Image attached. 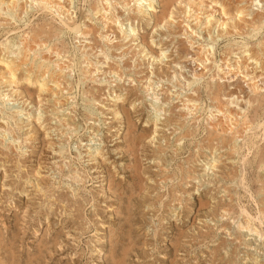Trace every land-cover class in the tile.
Listing matches in <instances>:
<instances>
[{
  "label": "rangeland",
  "instance_id": "374dc122",
  "mask_svg": "<svg viewBox=\"0 0 264 264\" xmlns=\"http://www.w3.org/2000/svg\"><path fill=\"white\" fill-rule=\"evenodd\" d=\"M63 1V0H62ZM61 1V2H62ZM96 0H73L72 4L70 6H68L67 8L69 9V12H71L73 10V18L74 19H79L80 17H84L83 21L86 23H95L94 19H90L92 16L89 15V12L87 13V9L91 8V5L95 3ZM164 1L167 0H158L159 4H156L154 6V19L156 17H158L161 13L162 10V3ZM183 1V2H182ZM176 0V3H174L173 7L170 8V10L173 8V12H177L176 14L174 13V17H175V25L174 26H165L166 30L164 27L161 28L158 31V34L155 36V39L157 40L156 42L162 44L163 49L166 48V50L168 49L169 52L166 51V53L168 54V60H167V65L163 64L162 65V70L161 71L158 65H151L150 61L148 63L147 58H145L143 60L141 52L139 51L140 48L138 47V45H132L131 42H128V40H123L124 46L121 47L123 49V51L125 52L124 54V59L122 61V68L125 69L124 72L126 71L127 76L130 75V78L133 79V83H138L139 79L140 80H144L143 78L145 77V75L150 74V68H152V72L155 73L154 75V80L156 79L157 76H162L165 77L166 75H168L170 73V70L173 69L174 65L173 62H175V64L177 63L178 67H176L177 72H179L182 77H178V79H176V81L174 82L177 86H175V84L173 83L172 85L167 83L166 81H163L164 83H160L161 84V88L159 91L160 93V97L163 96L161 99L166 103L167 107L166 110V114L165 116H162L163 118H167V117H171L172 120V124L169 126H165V130L164 132L166 133H162L161 135V141L160 142H149L148 139L146 138L144 140L141 141H136V145L133 146L134 151H127L128 145L127 142L125 141L126 136L124 135L126 130L124 128H127V119L123 116L118 117V115L112 113L113 112V103L112 101H109V96L107 93V88H108V84L110 85V91H113V94L115 93V91L117 93H122L125 94L126 91L128 90V96L125 100L124 107L129 110V111H134L129 112V117L131 118V124H134V126H131L132 130L135 131L133 132V135L131 134V136H137L139 134L142 133L143 129L147 128L144 124H145V120L147 119L146 115L148 116V112L146 110V106L145 103L143 104H137L139 103V91H137L136 87H128L126 86L128 84V81H130V79L126 76V74H122V79L126 82H122L123 80H121L120 83H116L113 82V79L111 78H105V80L101 79L99 80L98 77H92V74H83V71H85V69H87V67H85L86 64V60L88 61L90 59L91 63L93 59V56L95 54H93V52L96 49H100V47L102 48V43L99 42V37H98V33L95 34V37L97 38V43L100 44V46L98 47H94V51L91 50V45L92 43H94L95 40H93V37L91 36H87L88 38H86V40L80 39L81 41H77V39L74 40L73 38V34L67 33L66 31H64V33H61L60 36H52L51 38L47 42V44H58V46H62L63 49L69 52V57L68 59L70 60V65L71 70L70 69H65L64 72L66 75H69V78L67 80V83H69V85L65 82L64 86L65 89H63V96L61 97V104H57L56 103V109L60 110L59 114H63L65 116L64 119L60 122H56L55 123V116H53V114L49 111L52 108V104H50V102L48 103L46 99L49 98V96H46L41 102V103H37V101L40 99L37 97V92L35 90L34 86L31 85H27L30 93L32 94V98H33V103H30L27 105V103L29 102L26 101V97H23V94L18 95L16 93H12L9 91V89L6 87L5 84H1L0 83V116H1V120H0V124L4 125L5 123L2 121H6L8 124V128H6V126L4 128H0V149H2V151H6L8 153H12L11 155H13L14 159L13 161H11L8 165L13 166L11 168L12 172L11 174L9 173V176L7 177V179H4L3 177V170L5 169V167H1L0 170V186L2 187V191L0 189V232L1 234V238L4 241H0V246H3L4 244H8L5 247V250H0V264H7L8 262L12 263L15 258L16 262H13L12 264H48V260H50L49 264H113L112 259L110 258V247H108V245L110 246V242H116L118 243V245H116V243H114V246L116 247L114 252H115V260H119L120 264H223L225 261V264H264V241L262 239H259V236H254L251 240L252 244L251 245H246L244 244V242H241L243 240L242 237L238 234V231L235 229H232V218H234L238 213L237 210V205H243V207L248 211L249 208L251 212H249L251 215L255 216L257 215L256 211H257V206H255L256 202L254 201L255 199H257V196H262L264 197V190H263V185H264V180L262 179V177H259V179L257 180V173H258V169L260 164L262 163V160H264V153H262V151L264 150V142H259L261 143V145L258 148H251L252 151H254L255 153H253L251 150V153H249L248 156V161L245 165V173L244 177H245V181L247 182V186L250 188L249 191L244 192V189H240L238 192L236 191V193H234L233 191L235 190V186H234V181L236 179V174L237 171L239 169V160L240 157L246 152L247 153V147H242V149L238 150L236 153L234 152H229L227 149L229 148L228 146L224 148L220 147L221 144H218L216 140V138H213L210 140V142L208 141V131L209 129H211L210 124L212 122L209 123V121L207 122L206 125V108L209 105H212L213 101H211L210 99V95L209 93H211V89L208 88L209 86H211L212 84L210 83L209 86L207 87V80L206 77H202L199 80H197V83H192L190 82L189 85L186 86V84L183 83V78L187 79V77H189L190 71L192 72L194 70V68L196 67L198 68V65L195 64L197 61L191 58H181L180 61L178 59V56L181 54V50H185L186 52L189 53V56L192 55L194 56V50L191 49L192 47L189 46L190 44H188V42L186 41L187 38L185 37V35H182L184 27L186 26V23L188 25H190L192 28L195 29V23H194V17L197 15L198 20H200V24L199 26H196V29L192 32L189 33L191 36H193L192 38L196 39L197 42L199 40V42H201L204 38V36H206V31H204V22L205 19L204 16L207 15L208 13L202 14V12L204 11V9L200 10L198 7L194 6L193 4L191 5V11L189 12V15L185 18V14H186V10L187 7L185 6V2L186 0ZM198 1V0H196ZM205 3H209V0H203ZM221 1H229L231 5V12L234 13V7L235 4L238 0H221ZM231 1L233 2L231 4ZM236 1V2H235ZM243 1V0H242ZM247 1V2H246ZM180 2H182L183 4H181ZM87 3V4H86ZM228 3V2H227ZM235 3V4H234ZM80 4V5H79ZM178 7H177V5ZM234 4V6H233ZM250 4V0H244L242 5L246 6ZM2 5V4H1ZM0 5V6H1ZM78 7H77V6ZM182 5V6H181ZM249 6V5H248ZM247 6V7H248ZM71 7V8H70ZM74 7V8H73ZM80 8V9H79ZM182 8L185 9V11H182ZM79 9V10H78ZM83 9L85 11H83ZM176 9H178L176 11ZM181 10V11H180ZM198 10V11H197ZM263 10H264V4H263ZM262 10V11H263ZM196 11V13H195ZM201 11V12H200ZM261 11V12H262ZM20 8H18L17 13L19 14V19L16 18L17 21H11V24L6 25L5 23V18L4 16L0 15V36L5 35V30L7 29H15L14 32H11V34L9 35L8 38H10L13 41H18V39H21V34L22 32H20L22 29L25 28H29V30L31 28L34 27L37 28L38 25H44L46 26V28L48 27H52L51 24H53V26L57 27V28H63L62 24L60 23L59 17L55 16L57 14H46L42 11H32V13H21L20 14ZM80 12V13H79ZM255 12V14L253 13ZM35 13V14H33ZM83 13V14H82ZM201 13V15H199ZM217 13H215V18H220L222 16V14H219L217 16ZM251 13V12H250ZM258 12L256 11H252V14H250V17L255 16ZM29 14V15H28ZM46 14V16L44 17V15ZM69 14V13H68ZM77 14V15H76ZM184 14V15H183ZM254 14V15H253ZM22 15V16H21ZM32 15V18H30ZM43 17H41V16ZM50 17H49V16ZM66 14H64L62 17V19L64 18V20L66 21ZM88 15V16H87ZM182 15V16H181ZM194 15V16H193ZM253 15V16H252ZM2 16V17H1ZM33 16H35L33 18ZM41 18H39V17ZM178 16V17H177ZM181 16V17H180ZM193 18H192V17ZM217 16V17H216ZM21 17V18H20ZM61 17V16H60ZM200 17V19H199ZM25 18V19H23ZM30 18V19H29ZM86 18V19H85ZM93 18V17H92ZM177 18V19H176ZM180 18H182V20H180ZM188 18V19H187ZM211 20L212 25H211V29L214 28V32L220 33L221 34V27H217L216 25L218 24V22L216 21V19ZM249 15L247 17H244V19L249 20ZM23 19V20H22ZM36 19V20H35ZM46 21H45V20ZM56 19V20H55ZM82 19V18H81ZM88 19H90L88 21ZM185 19V20H184ZM22 20V21H21ZM30 20V22H28ZM41 20H43L41 22ZM56 22H55V21ZM135 20V22H134ZM178 20V22L176 21ZM189 20V21H188ZM194 20V21H193ZM3 21V23L1 24V22ZM8 21V20H7ZM34 21V22H33ZM52 21V22H51ZM59 21V22H58ZM91 21V22H90ZM141 21V22H139ZM145 21V22H144ZM184 21H186L184 23ZM14 22V23H12ZM17 22V23H16ZM22 22V23H21ZM24 23H28L26 27H24ZM133 24L137 23L138 26V32L139 35L145 37V41H150L149 38L151 36V32L153 30L152 24L154 22V20L150 23L148 22L147 19H132ZM143 22V23H142ZM180 22V23H179ZM7 23H10V21H8ZM20 23V24H19ZM43 23V24H40ZM190 23V24H189ZM31 24V25H30ZM33 24V26H32ZM37 24V25H36ZM47 24V25H46ZM98 21L93 24L98 28V32H100V24H98ZM177 24V25H176ZM264 24V23H263ZM5 25V26H3ZM35 25V26H34ZM57 25V26H56ZM145 25V26H144ZM178 25L180 27H178ZM14 26V28H13ZM20 26V28L18 29L17 27ZM23 28H22V27ZM60 26V27H59ZM62 26V27H61ZM142 26V27H141ZM152 28H151V27ZM176 26V27H175ZM216 26V27H214ZM149 27V28H148ZM200 27V28H199ZM28 28L25 30V32H28ZM54 28V27H53ZM141 28V29H140ZM143 28V29H142ZM181 28V30H180ZM183 28V29H182ZM202 28V29H201ZM228 30H232L231 28L227 27ZM56 29V28H55ZM64 29V28H63ZM147 29V30H146ZM150 32H149V30ZM201 29V30H200ZM223 30H225L224 28H222ZM263 29H264V25H263ZM262 29V30H263ZM171 30V31H170ZM180 30V31H179ZM4 31V32H3ZM167 31H169L167 33ZM187 31H189L187 29ZM213 31V30H212ZM220 31V32H219ZM264 31V30H263ZM2 32V33H1ZM57 32V31H56ZM141 32V33H140ZM173 32V33H172ZM200 33V35L198 36L195 33ZM203 32V34H202ZM231 32L234 33V31L232 30ZM13 33V34H12ZM143 33V34H142ZM148 33V34H147ZM160 33V34H159ZM178 33V34H177ZM146 34V35H145ZM148 35V36H147ZM169 35V36H168ZM178 35V36H177ZM180 35V36H179ZM182 35V36H181ZM202 35V36H201ZM261 33H258L256 36L253 37V39L251 38H246L244 36V38L239 37L238 34L235 35H224V36H218L217 39V43L215 45V52L214 55L219 58V57H223L221 55H224L225 52V48H227L228 46H230V43L232 44L233 41H243L246 40L249 41L248 43L250 44V46L252 48H254L257 44V40H259V38ZM172 36L174 38H172ZM198 36V37H196ZM226 36V37H225ZM235 36V37H234ZM5 37V36H3ZM0 37V40L3 38ZM176 37V38H175ZM179 37V38H178ZM202 39H201V38ZM228 37V39H227ZM233 37V38H231ZM257 37V38H256ZM16 38V39H15ZM90 38V39H89ZM148 38V39H147ZM178 38V39H177ZM198 38V39H197ZM239 38V39H238ZM246 38V39H245ZM59 39V40H58ZM161 39V40H160ZM173 39V40H172ZM182 39V40H181ZM224 43H222V40ZM243 39V40H242ZM253 41L251 43V41ZM52 40H55L52 41ZM120 40V39H119ZM176 40H180V41H176ZM184 40V41H183ZM229 40V41H228ZM121 41V40H120ZM63 42V43H62ZM79 42V43H78ZM92 42V43H91ZM96 42V41H95ZM127 42V43H125ZM172 42V43H170ZM179 42V43H178ZM183 44H181V43ZM186 42V43H185ZM203 42V41H202ZM227 42V43H226ZM230 42V43H229ZM68 43V44H67ZM89 43V45H88ZM122 43V42H121ZM166 43V44H165ZM219 43V44H218ZM63 44V45H62ZM181 46H180V45ZM186 44V46H185ZM254 44V45H253ZM228 45V46H226ZM86 46V48L84 47ZM88 46V47H87ZM95 46V45H94ZM168 46V47H167ZM184 47V48H180V47ZM196 46V45H194ZM226 46V47H225ZM125 47V48H124ZM170 47V48H169ZM189 47V48H188ZM232 47V46H231ZM158 50V46H154V49ZM180 48V50H179ZM186 48V49H185ZM188 48V49H187ZM220 48V49H219ZM223 48V49H221ZM234 48V47H233ZM43 50V52H46V49L44 50V48H41ZM84 49V50H83ZM88 49V50H87ZM104 49V47L102 48ZM139 49V50H138ZM176 49H178L179 51L177 52ZM190 49V50H189ZM41 50V51H42ZM86 50V51H85ZM193 50V51H192ZM83 51V52H82ZM85 51V53H84ZM89 51V52H87ZM222 51V52H221ZM14 52H17L16 50ZM81 52L83 54H81ZM113 55L114 56H118V52L113 50ZM127 52V53H126ZM171 52V53H170ZM180 52V54H178ZM193 53V54H191ZM223 53V54H222ZM67 54V53H66ZM73 54V55H72ZM172 54V55H171ZM177 54V55H176ZM220 54V55H219ZM48 55V54H47ZM53 54H51L52 59ZM71 55V56H70ZM84 55H86V59L85 61L83 60ZM92 57H91V56ZM182 55V54H181ZM29 57H31L32 59V55H28ZM133 56V57H132ZM88 57V58H87ZM96 57V55H95ZM99 57V56H98ZM33 58H37V55H35ZM170 58V60H169ZM172 58H175L172 59ZM195 58V57H192ZM101 59V58H100ZM187 59H191V60H187ZM75 60V61H74ZM81 60V61H80ZM177 60V61H176ZM80 61V63H79ZM171 61V62H170ZM73 62V63H71ZM85 64H84V63ZM170 62V63H169ZM179 62V63H178ZM181 62L184 63V66ZM186 62V63H185ZM193 62V63H192ZM261 62H263V60H261ZM75 63V64H74ZM79 63V65L77 64ZM83 63V64H82ZM192 63V64H191ZM198 63V62H197ZM65 64H68V62L66 61ZM124 64V65H123ZM128 64V65H127ZM147 64V65H146ZM149 64L151 66H149ZM170 64V65H169ZM75 65V66H74ZM127 65V66H126ZM181 65V66H179ZM191 65V66H190ZM262 65V63H261ZM165 66V68L163 69V67ZM169 66H171L170 70H169ZM184 66V67H183ZM190 66V67H189ZM194 66V67H192ZM83 67V68H82ZM90 67V64L89 66ZM156 67V69H155ZM159 67V68H158ZM167 67V68H166ZM182 67V68H181ZM193 69H192V68ZM23 68H26V66H24ZM181 68V69H180ZM73 69V70H72ZM81 69V71H80ZM84 69V70H83ZM167 69V70H166ZM192 69V70H191ZM262 71H261V70ZM158 70V71H157ZM180 70V71H179ZM249 70V69H248ZM260 70V72H264V66L260 67L259 69H256L255 71L258 73ZM156 71V72H155ZM167 71L166 73H163ZM172 71V70H171ZM198 71V70H197ZM250 71V70H249ZM139 72V73H137ZM160 72V73H158ZM190 72V73H191ZM254 72V70H253ZM72 73V74H71ZM134 73V74H133ZM136 73V74H135ZM147 73V74H146ZM162 73V75H161ZM72 75V77H71ZM89 75V76H88ZM105 74H103L102 76L104 77ZM144 75V76H143ZM186 75V76H184ZM188 75V76H187ZM84 76H86L84 78ZM135 76V77H134ZM101 77V76H100ZM99 77V78H100ZM137 77V78H136ZM95 81L93 82L92 81ZM108 79V80H107ZM127 79V80H126ZM137 79V80H136ZM189 79V78H188ZM204 79V80H203ZM259 79V80H258ZM99 80V81H98ZM243 79H240L239 82L241 85H243L242 87H244L246 89V85L244 82H242ZM256 84L259 86H262L263 84V79L261 77V79L258 77ZM97 81V82H96ZM105 83H103V82ZM110 81V83L108 82ZM178 81V82H177ZM180 81V82H179ZM200 81V82H199ZM205 81V82H204ZM216 84H221L217 83L218 80H215ZM259 81V82H258ZM262 81V82H261ZM126 83V84H125ZM200 83V84H199ZM205 84V87L202 85ZM167 84V85H166ZM184 84V85H183ZM72 85V86H71ZM74 85V86H73ZM117 85V86H115ZM195 85V86H194ZM197 85V86H196ZM202 85L204 87V89H202L203 87L200 86ZM24 86V82L20 81V83H18V88L17 89H22ZM63 85H61L62 87ZM112 86V87H111ZM175 86V87H173ZM183 86H186V88H184ZM192 86V87H191ZM102 87V88H101ZM128 87V89H127ZM190 87V88H189ZM195 87H197V90ZM6 88V89H5ZM68 88V89H67ZM112 88V89H111ZM118 88V89H117ZM134 88V89H133ZM169 88V89H168ZM187 88H189L187 90ZM206 88V89H205ZM34 89V90H33ZM88 89H90V91H88ZM102 89V90H101ZM132 89V90H131ZM183 89V90H182ZM193 89V90H192ZM210 89V90H207ZM3 90V91H2ZM5 90V91H4ZM7 90V91H6ZM68 90V91H66ZM97 90V91H96ZM119 90V91H118ZM164 90V91H163ZM169 90V91H168ZM34 91V92H33ZM84 91V92H83ZM103 91V92H102ZM166 91V92H165ZM173 91V92H172ZM5 92V93H4ZM86 92H89L88 94ZM99 92V93H98ZM132 92V93H131ZM192 92L198 96H202V97H198V101H199V106L201 107L202 110L200 112H198V114L196 113L195 115L198 116L199 118V123L198 122H193V119H189L188 123H187V119H185L184 117H180L177 114H180V112H178V108L181 104V101L186 97V96H193ZM197 92V93H196ZM199 92V93H198ZM202 92V93H201ZM10 93V94H9ZM35 93V94H34ZM67 95H66V94ZM103 93V94H102ZM136 93V94H135ZM191 93V94H189ZM207 93V95H206ZM262 93V92H261ZM4 94V95H3ZM70 94V95H69ZM6 95V96H5ZM17 95V96H16ZM92 95V97H91ZM96 95V96H95ZM131 97H130V96ZM136 95V96H135ZM209 95V96H208ZM2 96V97H1ZM55 95H51L49 100L53 99ZM68 96V97H67ZM107 96V97H106ZM138 96V97H137ZM184 96V97H183ZM22 97V98H21ZM52 97V98H51ZM60 97V96H59ZM58 97V98H59ZM96 99H95V98ZM166 97V98H164ZM195 97V96H194ZM71 98V99H70ZM90 98V100H89ZM92 98V99H91ZM136 98V99H135ZM201 98V99H200ZM94 99V100H93ZM133 99L135 101H133ZM169 99V100H168ZM180 99V100H179ZM200 99V100H199ZM210 99V100H209ZM95 100L97 102H95ZM103 100V101H102ZM130 100V101H129ZM137 100V101H136ZM25 101V102H24ZM58 101V100H57ZM65 101V102H64ZM133 101V102H132ZM180 101V102H179ZM197 101V102H198ZM92 102V103H91ZM111 102V103H110ZM137 102V103H136ZM203 102V103H202ZM48 103V104H47ZM103 103H105L104 105H102ZM108 103V104H107ZM131 103V104H130ZM133 103L135 104V107L132 108L131 105ZM35 104V105H34ZM66 104V105H65ZM112 104V105H111ZM130 104V105H128ZM206 104V105H205ZM41 105V107H39ZM48 105L49 108L48 109ZM72 105V106H71ZM109 105V106H108ZM138 105V106H137ZM144 105V106H143ZM202 105V106H201ZM34 106V107H33ZM43 106V107H42ZM60 106V108L58 107ZM63 106V107H62ZM113 106V107H112ZM178 106V107H176ZM204 106V108H203ZM207 106V107H206ZM26 109H25V108ZM36 107V108H35ZM55 108V106H53ZM112 109H111V108ZM40 108V109H39ZM43 108V109H42ZM107 108V109H106ZM110 111H109V109ZM137 108V109H136ZM171 110H170V109ZM255 108V104L254 107ZM252 107L251 110H249V116H251L253 119H260L264 118V104L262 107L257 108V113L256 111L254 112ZM42 109V111H41ZM54 110V112H56L57 110ZM64 109V110H63ZM176 109V111H175ZM263 109V110H261ZM102 110V111H101ZM261 110V111H259ZM20 111V112H19ZM31 114H30V112ZM41 111V112H40ZM49 111V112H47ZM69 111V112H68ZM173 111V112H172ZM175 111V112H174ZM251 111V114H250ZM254 113H253V112ZM263 111V112H262ZM202 112V113H201ZM29 113V114H28ZM41 114L40 116V122L42 121V124L39 125L37 122L35 123V128L36 129H31V123L30 121L32 120V118L34 117L33 121L35 122V117L38 114ZM46 113V114H44ZM137 113V114H136ZM168 113V114H167ZM12 114V115H10ZM170 114V115H169ZM176 114V115H175ZM201 114V115H200ZM204 116H203V115ZM254 114V115H253ZM9 115V116H8ZM49 115V116H48ZM70 115L71 120L73 122V124H70V128H68L69 125H67V117ZM169 115V116H168ZM262 115V116H261ZM13 116V117H12ZM16 116V117H15ZM29 116V117H28ZM67 116V117H66ZM137 116V118H136ZM197 116H192V117H197ZM256 116V117H255ZM5 117V118H4ZM86 117V118H85ZM112 117V118H111ZM139 117V118H138ZM255 117V118H254ZM28 118V119H27ZM89 118V119H88ZM184 118V119H183ZM3 119V120H2ZM5 119V120H4ZM17 119V120H16ZM46 119V121H45ZM115 119V121H113ZM120 119V120H119ZM122 119V120H121ZM140 119V120H138ZM178 119V120H177ZM255 119V120H256ZM8 120V121H7ZM48 120V121H47ZM117 120V121H116ZM180 120V121H179ZM186 120V121H185ZM201 120V121H200ZM264 120V119H262ZM15 121V122H13ZM65 121V122H64ZM111 121V122H110ZM123 121V122H122ZM116 122V123H115ZM134 122V123H133ZM192 123V125H190V123ZM18 125H16V124ZM55 123V124H54ZM62 123H64V126L62 125ZM195 123V124H194ZM20 124V125H19ZM50 124V125H49ZM56 126H54V125ZM110 126H107V125ZM117 124V125H116ZM121 124V125H120ZM186 124V125H185ZM199 124V125H198ZM6 125V124H5ZM46 125V129L43 128V126ZM54 127H52V126ZM75 125V127H74ZM94 125V126H93ZM136 125V126H135ZM185 129H184V127ZM202 125V126H201ZM22 126V127H21ZM107 126V127H106ZM118 126V127H117ZM193 126V127H192ZM48 127V128H47ZM51 127V128H50ZM92 127V128H90ZM99 127V128H98ZM122 129H121V128ZM168 127V128H166ZM50 128V129H49ZM57 128V129H56ZM75 128V131H72L71 129ZM108 128V129H107ZM179 128V129H178ZM205 128V129H203ZM17 129V130H16ZM53 129V130H52ZM59 129V130H58ZM148 129V128H147ZM174 131H173V130ZM31 130V131H30ZM53 131L50 133V142L52 143V145L48 144L49 142L46 141L47 138H45V133L46 131ZM96 130V131H95ZM109 130V131H108ZM120 130V131H119ZM172 130V131H171ZM180 130V131H179ZM191 130V131H189ZM25 131V132H24ZM71 131V132H70ZM107 131V132H105ZM118 133H117V132ZM185 131H189V134H191V136H184L186 138H180V135H182L183 132ZM21 132V133H20ZM32 134H30V133ZM170 132V133H169ZM173 132V133H172ZM177 132H179L177 134ZM191 132V133H190ZM201 132V133H200ZM37 133V134H36ZM58 133V134H57ZM168 133V134H167ZM197 133V134H196ZM223 133V132H221ZM4 134V135H3ZM24 134V135H23ZM70 134L72 136H70ZM170 134V135H169ZM201 134V135H200ZM204 134V135H203ZM206 134V135H205ZM22 137H21V136ZM30 135H34L35 136V140H31V139H27ZM52 135V136H51ZM57 135V137H55ZM69 135V137H68ZM122 135V136H121ZM164 135V136H163ZM175 135V136H174ZM196 137H195V136ZM223 135H225V137H229L228 132L223 133ZM227 135V136H226ZM40 136V137H39ZM44 136V137H43ZM167 136V137H166ZM18 137V138H17ZM62 137V138H61ZM104 137V138H103ZM118 137V138H116ZM164 137V138H163ZM206 137V138H204ZM16 138V139H15ZM53 138V139H52ZM57 138V139H56ZM64 138V139H63ZM67 138V139H66ZM69 138V139H68ZM202 138V139H200ZM204 138V139H203ZM3 139V140H2ZM56 139V140H55ZM62 139V141H60ZM123 139V140H122ZM166 139V140H165ZM169 139V140H167ZM178 141H176V140ZM38 140V141H36ZM43 140V141H42ZM55 140V141H54ZM64 140V141H63ZM80 140H82V144H79ZM86 140L88 141L86 144L87 146L83 147L82 145L85 144ZM172 140H174L172 142ZM204 143H202L201 141ZM2 141L3 144L2 145ZM23 141V142H22ZM163 141V143H162ZM177 143H176V142ZM261 141V140H260ZM264 141V140H262ZM40 142V143H39ZM44 142V144H43ZM54 142V143H53ZM57 142V144H55ZM125 142V143H124ZM164 142L166 143L165 146L163 145ZM212 142V143H211ZM8 143V144H7ZM11 143V144H10ZM21 143V144H20ZM33 143V144H32ZM146 143V144H144ZM152 143V144H150ZM158 143V144H156ZM162 143V144H161ZM173 143V144H172ZM202 143V144H201ZM211 143V144H210ZM239 143V142H238ZM60 144V145H59ZM61 144H63V154L60 153V147ZM140 144V146L138 147V145ZM142 144V145H141ZM155 144V145H153ZM161 144V146H160ZM168 144V145H167ZM178 147H176V145ZM180 146H179V145ZM200 144V145H199ZM210 144V145H209ZM213 144H215V146H212ZM218 146H217V145ZM241 144V142H240ZM10 145V146H9ZM37 145V146H36ZM43 145V147L41 146ZM119 145V146H118ZM127 145V146H126ZM159 145V146H158ZM172 147H171V146ZM182 145L184 146V149L182 147ZM205 145H207V148H204ZM250 145V144H249ZM4 146V147H3ZM6 146V147H5ZM9 146V148L7 147ZM20 146V148H19ZM46 146V147H44ZM48 146H51L48 148ZM53 146V149H52ZM100 146V147H99ZM123 146V147H122ZM125 146V147H124ZM137 148H136V147ZM142 146V147H141ZM167 146V147H166ZM175 148H174V147ZM201 146V147H200ZM263 149H262V147ZM22 147V148H21ZM33 147V148H32ZM67 147V148H66ZM98 147V149H100V154H102V158L99 156V161L103 159L102 162H100V164H97L96 162H94L93 160H91V155H89V153H93L95 151H98L96 148ZM102 147V148H101ZM121 147V148H120ZM160 149L157 152V148ZM214 149H213V148ZM218 147V148H217ZM8 148V149H6ZM53 150H51V149ZM86 148V149H85ZM90 148V149H88ZM126 148V149H125ZM200 148V149H199ZM204 148V149H203ZM222 148V149H221ZM246 148V150H245ZM102 149V150H101ZM137 149V150H136ZM175 149V150H174ZM180 149V150H179ZM209 149V150H208ZM245 152H242L244 151ZM261 151L260 156L257 155L258 153H256V151L258 150ZM8 150V151H7ZM21 150V151H20ZM28 150V151H27ZM62 150V149H61ZM86 150V151H85ZM125 150V151H124ZM143 150L144 152H141ZM177 150V151H176ZM225 150V151H223ZM30 151V152H29ZM33 151H35L33 153ZM80 151V152H79ZM102 151V152H101ZM125 153H124V152ZM146 151V153H145ZM154 151V152H153ZM170 153L167 154L166 153ZM211 152V155H209V152ZM214 151V152H213ZM65 152V153H64ZM108 152V153H107ZM159 154H157V153ZM172 152V153H171ZM217 155V153H219ZM242 152V153H241ZM19 153V155H18ZM23 153V154H22ZM82 153V155H81ZM104 153V154H103ZM106 153V154H105ZM117 153V154H116ZM145 153V154H143ZM165 153V155H164ZM214 153V154H213ZM242 155H241V154ZM253 153V154H252ZM21 154V155H20ZM31 154V155H30ZM35 154V155H34ZM39 154V155H38ZM147 154V155H146ZM180 154V155H179ZM203 156H202V155ZM225 154V156H224ZM63 155V156H62ZM71 155V156H70ZM139 155V156H138ZM152 155V157H151ZM161 155V156H160ZM177 155V156H174ZM200 155V156H199ZM206 155V156H205ZM217 155L220 159V162H218V168H215L213 171V176L210 175V177H213V179H209L206 182L207 177H205L204 179L201 177H199L198 175L202 172L200 170V161H202L204 159V157H213ZM227 155V156H226ZM229 155V156H228ZM236 155V156H235ZM257 155V156H256ZM30 156V157H29ZM41 156V157H40ZM122 156L124 158H122ZM132 156V157H131ZM147 156V157H146ZM150 156V157H148ZM155 156V157H154ZM222 156V157H221ZM232 156V157H231ZM255 156V157H254ZM25 157V158H24ZM28 157V158H27ZM121 157V158H120ZM159 157V158H157ZM165 157V158H164ZM168 157L171 159H168ZM174 157V158H173ZM199 157V158H198ZM221 157V158H220ZM223 157H225L223 159ZM229 157V158H228ZM238 157V159H237ZM259 157V158H258ZM20 158V159H19ZM59 158V159H58ZM66 158V159H65ZM70 158V159H69ZM134 158V159H133ZM156 158V159H154ZM176 158V159H175ZM228 158V160H227ZM233 158V160H232ZM61 159V160H60ZM107 161H106V160ZM109 159V160H108ZM137 159V160H136ZM150 159V160H149ZM153 159V160H152ZM198 159V161H197ZM202 159V160H201ZM19 160V161H18ZM89 160V161H88ZM113 160V161H112ZM134 160V161H133ZM175 160V161H174ZM236 160V161H235ZM1 162H3L2 159H0ZM20 162L18 167L14 166L17 165L18 163L16 162ZM56 161V162H55ZM110 161V162H109ZM155 161H159V163H155ZM231 161V162H230ZM234 161V162H233ZM13 162V163H12ZM107 162V163H106ZM153 162V163H151ZM163 164H162V163ZM225 162V163H223ZM237 162V163H236ZM23 163V164H22ZM25 163V164H24ZM42 163V164H41ZM57 163V164H56ZM103 163V164H101ZM106 163V164H105ZM111 163V164H109ZM134 163V164H133ZM138 163V164H137ZM141 163V164H140ZM223 163V164H222ZM236 163V164H235ZM250 163V164H249ZM37 164V165H36ZM125 164V165H124ZM158 166H157V165ZM171 166H170V165ZM6 165V163H5ZM30 165V166H28ZM40 165V175L42 179H41V183H42V192H37L36 190H33L28 183L27 187V193L29 194L28 197L25 194H19L18 191H16V189H14L12 186L10 185V183L12 181H20L19 177H17L16 175H18V171H22L26 172L28 170V172L30 173V169L31 168H37V166ZM42 165V166H41ZM103 165V166H102ZM111 165V166H110ZM127 165V166H126ZM131 165V166H129ZM132 165H136L138 168V171L136 172L134 167H132ZM147 165L149 166H153L154 167H147ZM159 165H161V167L165 168L167 171L165 173H169L167 174L169 177H167L165 180H162L161 178H158L159 176L156 175L157 172L159 171ZM22 166V167H21ZM69 166V167H68ZM72 166V167H71ZM105 166V167H104ZM126 166V168L124 167ZM141 170H140V168ZM142 166V167H141ZM146 166V167H145ZM166 166V167H164ZM183 166V167H182ZM221 166V167H220ZM223 166V168H222ZM227 166V167H226ZM231 166V167H230ZM15 167V168H14ZM39 167V166H38ZM110 167V169H109ZM121 167V168H120ZM124 167V168H123ZM178 167V168H177ZM225 167V169H224ZM238 167V169H237ZM249 167V168H248ZM257 167V168H256ZM21 168V169H20ZM29 168V169H28ZM70 168V169H69ZM73 168V169H72ZM77 170H76V169ZM143 168V170H142ZM149 168V170H148ZM157 168V169H156ZM173 168V169H172ZM177 168V169H176ZM184 168V169H183ZM220 168V169H219ZM231 168V172L228 171V169L230 170ZM47 169V170H46ZM68 169V170H67ZM101 169V170H100ZM129 169V170H128ZM146 169V170H145ZM222 169V170H221ZM107 170V171H106ZM114 170V171H112ZM185 170V171H184ZM226 170V171H225ZM260 170H263L260 169ZM14 171V172H13ZM67 171V172H66ZM69 171H75L77 172V174L82 178V181H77L76 178H72L70 177V172ZM111 171V172H110ZM173 171V172H172ZM176 171V172H175ZM183 171V173L181 172ZM197 171V172H195ZM236 171V172H235ZM100 172V173H99ZM102 172V173H101ZM109 172V173H108ZM130 172L132 173V175L130 174ZM143 172V173H142ZM146 172V174H145ZM175 172V173H174ZM179 172V173H178ZM225 174H224V173ZM81 173V174H80ZM108 175H107V174ZM114 173V174H113ZM117 173V175H116ZM149 173V176L147 175ZM186 173V174H185ZM189 173V174H188ZM217 173V174H216ZM219 173V174H218ZM223 173V174H222ZM229 173V174H228ZM231 173V174H230ZM236 173V174H235ZM175 174V176L173 175ZM184 174V176H182ZM192 174V175H191ZM248 174V175H247ZM83 175V176H82ZM112 175V176H111ZM116 175V176H115ZM130 175V176H129ZM134 175V176H133ZM137 175V176H135ZM142 175V176H141ZM151 175V176H150ZM227 176V178L225 176ZM86 176V177H85ZM103 176V177H102ZM114 176V177H113ZM148 176V177H147ZM185 176H188L190 178H186ZM217 178H216V177ZM233 176V177H232ZM102 177V178H101ZM112 178V182L109 183V178ZM136 177V178H135ZM151 177V178H150ZM154 177H156L154 179ZM173 177V178H172ZM178 177V178H177ZM179 177L181 179H179ZM194 177V178H193ZM222 181H221V179ZM229 177V178H228ZM230 177L232 179H230ZM105 178V179H104ZM115 178V179H114ZM125 178V179H124ZM132 178V179H131ZM145 178V180H144ZM150 178V179H149ZM183 178V179H182ZM216 178V179H215ZM225 178V179H223ZM248 178V179H247ZM255 178V179H254ZM10 179V180H8ZM48 179V180H47ZM86 179V180H85ZM108 179V180H107ZM114 179V180H113ZM117 179V180H116ZM139 179V180H138ZM153 179V180H151ZM158 179V180H156ZM105 180V181H104ZM122 180V181H121ZM129 180V181H128ZM156 180V181H154ZM173 182H172V181ZM183 180V181H182ZM217 180V182H216ZM250 180V181H249ZM254 180V181H253ZM4 181V182H3ZM50 181V182H49ZM116 181V182H113ZM118 181V183H117ZM145 181V182H144ZM153 181V182H152ZM162 181V182H161ZM165 181V184L163 183ZM166 181L168 183H166ZM198 181H200L198 183ZM208 181H211L208 183ZM256 181V182H255ZM47 182V183H46ZM138 184H137V183ZM145 185H143V183ZM161 182V183H160ZM169 182H172L171 185ZM185 182V183H184ZM205 182V183H204ZM231 182V183H230ZM263 182V183H262ZM16 183V182H15ZM79 183V184H78ZM160 183V184H158ZM183 183V184H182ZM208 186L211 185V186ZM261 183V184H260ZM82 184V185H81ZM104 184V185H103ZM121 184V185H120ZM129 184V185H127ZM140 184V185H139ZM148 184V185H147ZM163 184V185H162ZM176 186H175V185ZM181 184V185H180ZM7 185V186H6ZM55 185V186H54ZM72 185V186H71ZM79 185V186H78ZM121 187H119V186ZM127 188H125L124 186ZM151 186V188L147 187V186ZM168 185V186H167ZM186 185V186H185ZM224 188H223V186ZM48 186V187H47ZM60 186V187H59ZM71 186V187H70ZM77 186V187H76ZM80 186L82 188H80ZM110 186V187H109ZM132 186V187H131ZM160 186V187H159ZM166 189H165V187ZM192 186V187H191ZM216 186V187H215ZM55 187V188H54ZM59 187V188H58ZM112 187V188H111ZM137 187V188H136ZM145 189H144V188ZM176 187V189H175ZM182 187V188H180ZM189 187V188H188ZM197 187V188H196ZM202 187V188H201ZM207 187V188H206ZM46 188V189H45ZM110 188V189H108ZM126 190H125V189ZM143 188V189H142ZM149 189L150 192L146 193L145 191ZM159 188V189H158ZM169 188V189H168ZM213 188V189H212ZM220 191H219V189ZM222 188V189H221ZM227 188V189H226ZM229 188V189H228ZM6 191H4V190ZM11 189V190H10ZM49 189V190H48ZM54 189V190H53ZM56 189V190H55ZM103 189V190H102ZM129 189V191H128ZM132 189V190H131ZM156 190L154 192V190ZM163 189V190H162ZM179 189V190H178ZM182 189V191H180ZM190 189V191H189ZM193 191H192V190ZM200 189V190H199ZM211 189V190H210ZM233 189V190H231ZM46 190V191H45ZM62 190V191H60ZM80 192H79V191ZM116 190V191H115ZM119 190V192H118ZM121 190H124L122 192H120ZM131 190V191H130ZM162 190V191H161ZM168 191L167 194L165 191ZM171 190V191H170ZM218 190V191H217ZM225 190V191H224ZM229 190V191H227ZM9 191V192H8ZM13 191V192H12ZM35 191V192H34ZM51 191V193H50ZM58 191V192H56ZM65 191V192H64ZM109 191V192H108ZM144 191V193H143ZM179 191V193H178ZM186 191V192H185ZM195 191V192H194ZM243 191V192H242ZM263 191V192H262ZM48 192V193H47ZM60 192V193H59ZM82 192V193H81ZM108 192V193H107ZM129 192V193H128ZM136 192V193H134ZM152 192V193H151ZM159 192V193H158ZM163 192V194H162ZM182 192V193H181ZM188 192V193H187ZM194 192V193H193ZM206 192V194H204ZM3 193V195H2ZM10 193V194H9ZM37 193V194H36ZM39 193V195H38ZM44 193V194H43ZM47 193V194H46ZM64 195H62V194ZM74 193L76 194L74 196ZM86 193V194H84ZM104 193V194H103ZM109 193H114V194H110ZM134 195H133V194ZM197 193V194H196ZM212 195H211V194ZM218 193V194H217ZM246 193V194H245ZM251 193V194H249ZM6 194V195H5ZM41 194V196H40ZM58 194V196H57ZM80 194V195H79ZM102 194V195H101ZM116 194H118L119 196H117ZM138 194V195H137ZM146 194V196H144ZM158 196H157V195ZM161 194L163 195V198L161 196ZM173 194V195H172ZM184 194V195H183ZM195 194V195H194ZM225 194V195H224ZM233 194V196L231 195ZM239 194V195H238ZM47 195V196H45ZM83 195V196H82ZM86 195V197H85ZM106 195V196H105ZM124 195V197L122 196ZM128 195V196H125ZM149 195V196H148ZM160 195V196H159ZM179 195V197H178ZM214 195L215 199H214ZM224 195V196H223ZM236 197V201L238 199V201H235V196ZM6 196V197H5ZM22 196V197H21ZM34 196V197H33ZM49 196V197H48ZM62 199H60V197ZM82 196V197H81ZM91 196V198H90ZM104 196V198H103ZM116 196V198H115ZM139 198H138V197ZM144 196V197H142ZM152 196V197H151ZM173 196H175L176 200H172ZM210 196V197H209ZM212 196V197H211ZM223 196V197H222ZM239 196V197H238ZM241 196H243V198H241ZM248 196V197H247ZM251 196V197H250ZM3 197V198H2ZM10 197V198H7ZM30 197V198H29ZM37 197V198H36ZM42 197V200H41ZM54 197V198H53ZM57 199H56V198ZM74 197V198H73ZM109 197V198H108ZM119 197V198H118ZM122 197V198H121ZM131 197L130 203H128L127 199ZM135 197V198H133ZM142 197V198H141ZM151 197V198H150ZM166 200H165V198ZM187 197V198H186ZM217 197V198H216ZM219 197V198H218ZM231 197H234L231 199ZM247 197V198H246ZM257 197V198H256ZM40 201H39V199ZM44 198V199H43ZM52 198V199H51ZM79 198V199H78ZM82 198V199H81ZM84 198V199H83ZM90 198V199H89ZM107 198V199H105ZM113 198V199H111ZM125 198V199H124ZM141 200L139 201V204L137 199ZM160 198V199H158ZM177 198H180L177 200ZM185 200H184V199ZM191 198V199H190ZM213 198V199H212ZM222 198V199H221ZM241 198V200H240ZM19 199V200H18ZM27 201H26V200ZM34 199V200H33ZM48 199V200H47ZM70 199V200H69ZM75 199V200H74ZM95 199V200H94ZM98 201H97V200ZM118 199V200H117ZM143 199V202H142ZM169 199V200H168ZM187 199V200H186ZM212 199V200H210ZM231 199V200H230ZM234 199V200H233ZM10 200V201H9ZM13 200V201H11ZM15 200V201H14ZM37 200V201H36ZM47 201V202H44ZM63 200V202H62ZM67 200V201H66ZM74 200V201H73ZM79 200V201H78ZM86 202H85V201ZM116 200V201H115ZM121 200V201H119ZM148 200V201H147ZM152 200V201H151ZM165 200V202H164ZM168 200V202H167ZM174 202H172V201ZM201 200V201H200ZM210 203H208L209 201ZM218 200V201H217ZM221 200V201H220ZM223 200V201H222ZM234 201V205H233V201ZM252 200V201H250ZM5 201V202H4ZM20 201V202H19ZM22 201V202H21ZM49 201V202H48ZM51 201V202H50ZM78 201V202H77ZM84 201V202H83ZM132 201V202H131ZM136 201V202H135ZM154 201V202H153ZM158 203H157V202ZM185 201V202H184ZM219 203H217V202ZM231 201V202H230ZM245 203V204H241ZM246 201V202H245ZM250 201V203H249ZM4 202V203H3ZM10 202V203H9ZM16 202V204H15ZM18 202V203H17ZM24 202V204H23ZM28 202V203H26ZM42 202V203H41ZM67 202V203H66ZM70 202V203H69ZM81 202V203H80ZM88 202V203H87ZM91 202V203H90ZM93 202H97L96 204ZM126 202V203H125ZM135 202V203H134ZM153 202V203H152ZM171 202V203H170ZM214 204V206L216 207H212V204ZM216 202V203H215ZM227 202V203H225ZM248 202V203H247ZM14 203V204H13ZM30 203V204H29ZM36 203V204H34ZM50 203V204H49ZM57 203V204H56ZM99 203V205H98ZM120 203V204H119ZM143 203V204H142ZM145 203V204H144ZM161 203V204H159ZM164 203V204H163ZM202 203H206L207 206H202L200 204ZM227 204V205H233L234 206V210L230 209V214L232 215H228V219L227 216H225V218H220L221 217V209H219V207H221L222 205ZM254 203V204H253ZM55 204V205H54ZM62 204V205H61ZM67 204V205H66ZM70 204V205H69ZM75 204V205H74ZM81 204V205H80ZM83 204V205H82ZM107 204V205H106ZM111 204V205H110ZM114 204V207H113ZM116 204V205H115ZM122 204V205H121ZM134 204V206H133ZM138 204V205H137ZM153 204V205H152ZM171 204V205H170ZM251 206H250V205ZM18 205V206H17ZM25 205V206H24ZM31 205V206H29ZM36 205V206H35ZM55 209H53L54 207ZM66 205V206H65ZM78 207H77V206ZM80 205V206H79ZM92 205V206H91ZM95 205V206H94ZM98 205V206H97ZM122 207H121V206ZM124 205V206H123ZM130 205L129 207V213L130 215L128 216V213L126 211V206ZM137 205V206H136ZM146 205V207H145ZM151 205V206H150ZM174 205V206H173ZM253 205V206H252ZM21 206V207H20ZM69 206V207H68ZM84 206V207H83ZM100 206V207H99ZM135 208H133V207ZM136 206V207H135ZM149 206V207H148ZM155 206V207H154ZM158 206V207H157ZM160 206V207H159ZM177 206V207H175ZM218 206V207H217ZM249 206V207H248ZM9 207V208H6ZM32 207V208H31ZM35 207V208H34ZM49 207V208H48ZM53 207V208H52ZM77 207V208H75ZM95 207V208H94ZM112 209H111V208ZM247 207V208H246ZM3 208V209H2ZM31 210H30V209ZM42 210H40V209ZM46 208V209H45ZM73 208V209H72ZM86 208V209H85ZM95 210H94V209ZM119 208V209H118ZM140 208V209H139ZM156 208V209H155ZM171 208V209H170ZM177 208V210H176ZM213 208V209H211ZM218 208V209H217ZM227 208V207H226ZM5 209V210H4ZM10 209V210H9ZM34 209V210H33ZM50 209V210H49ZM63 209V210H62ZM115 209V210H114ZM137 209V210H136ZM148 209V210H146ZM159 209V210H158ZM162 209V210H161ZM199 209V210H198ZM206 212H205V210ZM217 209V210H216ZM18 210V213H17ZM36 210V211H35ZM40 210V211H39ZM53 210V211H52ZM66 210V211H65ZM75 210V211H74ZM79 210V211H78ZM111 210V211H110ZM122 210V211H121ZM143 210V211H142ZM167 210V211H166ZM183 210V211H182ZM190 212H189V211ZM202 210V211H201ZM212 210V211H210ZM216 210V211H214ZM232 210V211H231ZM254 210V211H252ZM256 210V211H255ZM12 211V212H11ZM15 211V212H14ZM21 211V212H20ZM31 213H30V212ZM35 211V212H33ZM47 211V212H45ZM63 211V212H62ZM93 211V212H92ZM113 211V212H112ZM126 211V212H125ZM148 211V212H147ZM156 211L158 213H156ZM161 211V212H160ZM163 211V212H162ZM180 213H179V212ZM188 211V212H187ZM200 211V212H199ZM220 213H219V212ZM233 211H234V215H233ZM237 211V212H236ZM72 214H71V213ZM96 212V213H95ZM101 212V213H100ZM116 212V213H115ZM150 212V213H149ZM152 212V213H151ZM162 214H160V213ZM177 212V213H176ZM213 212V213H211ZM232 212V213H231ZM253 212V213H252ZM10 213V214H9ZM14 213V214H13ZM26 213V214H24ZM28 213V214H27ZM57 216H56V214ZM68 213V214H67ZM80 213V214H79ZM89 213V214H88ZM112 213V214H111ZM114 213V214H113ZM120 213V214H119ZM137 213V214H136ZM139 213V217L138 216ZM141 213V214H140ZM156 213V214H155ZM170 213V214H169ZM189 213V214H188ZM211 213V214H210ZM215 213V215H214ZM35 214V215H34ZM37 214V215H36ZM49 214V215H48ZM52 214V215H51ZM79 214V215H78ZM82 214V215H81ZM86 214L88 216H86ZM98 214V215H97ZM102 216H101V215ZM122 214V215H121ZM126 214V215H125ZM142 214L144 216H142ZM166 214V215H164ZM186 214V215H185ZM18 215V216H17ZM27 215V216H26ZM73 215V216H72ZM76 215V216H75ZM112 215V217H111ZM116 215V217H115ZM121 215V216H120ZM125 215V216H123ZM133 215V216H132ZM178 215V216H177ZM182 215V216H181ZM7 216V217H6ZM26 218H25V217ZM32 216H34L32 218ZM38 216V217H37ZM64 216V217H63ZM83 216V217H82ZM90 216V217H89ZM93 216V218H92ZM99 216V217H98ZM136 216V218H135ZM154 216V217H153ZM157 216V217H156ZM159 216V217H158ZM184 216V217H183ZM186 216V217H185ZM2 217V218H1ZM10 217V218H9ZM12 217V218H11ZM78 217V219H77ZM89 217V218H88ZM103 217V218H102ZM131 217V218H130ZM135 219H134V218ZM138 217V218H137ZM144 217V218H143ZM151 217V218H150ZM7 218V219H6ZM14 218V220H12ZM35 218V219H34ZM39 220H38V219ZM44 218V219H43ZM50 218V219H49ZM82 218V219H81ZM87 218V219H85ZM96 218V219H95ZM115 220H114V219ZM120 218V219H119ZM123 218V219H122ZM125 218H130L129 222L125 224ZM142 218V219H141ZM149 218V219H148ZM172 218V219H171ZM181 218L183 219V221L181 220ZM11 219V220H10ZM21 219V220H20ZM34 219V221H33ZM42 219V221H41ZM70 219V220H69ZM76 219V220H75ZM84 219V220H83ZM90 219V220H89ZM107 219V220H105ZM134 219V221L132 220ZM138 219V220H137ZM151 219V221H150ZM225 219V220H222ZM4 220V221H3ZM18 220V221H17ZM23 220V221H22ZM56 220V222H55ZM62 222H61V221ZM72 220V223H71ZM80 220V221H79ZM92 220V221H91ZM94 220V221H93ZM99 223H98V221ZM102 220V221H101ZM121 220V221H120ZM153 220V221H152ZM160 220V221H159ZM162 220V221H161ZM221 220V221H220ZM10 221V222H8ZM54 221V222H53ZM66 221V222H65ZM92 223H90V222ZM117 221V222H116ZM121 224H120V222ZM124 221V222H123ZM140 221V222H138ZM2 222V223H1ZM33 222V223H32ZM64 222V223H63ZM74 222V223H73ZM89 222V223H87ZM95 222V223H94ZM132 222V223H130ZM160 222V223H159ZM216 222V223H215ZM222 222V223H221ZM46 226H45V224ZM81 223V224H80ZM101 223V224H100ZM113 223V224H112ZM123 223L125 224L123 227ZM142 223V224H141ZM193 223V225L191 224ZM5 224V225H4ZM24 224V225H23ZM32 224V225H31ZM37 224V225H36ZM40 224V225H39ZM49 224V225H48ZM84 224V225H83ZM105 224V225H104ZM120 224V225H119ZM223 225V227H220L219 229L216 228L217 225ZM12 225V226H11ZM22 225V226H21ZM29 225V226H28ZM34 225V226H33ZM61 225V226H60ZM110 225V226H109ZM119 225V227H118ZM154 225V226H153ZM191 225V226H190ZM219 225V226H220ZM259 224H257L258 226ZM14 226V228H13ZM24 226V227H23ZM32 226V227H30ZM51 226V227H50ZM100 226V227H99ZM115 226V227H114ZM130 226H132L130 228ZM139 226V227H138ZM217 226V227H219ZM227 226V227H226ZM228 226L230 227L229 231L226 229L228 228ZM4 227H6L4 229ZM28 227V228H27ZM34 227V228H33ZM90 227V228H89ZM94 227V228H93ZM109 231H106L107 228ZM122 227V228H121ZM127 227V228H126ZM135 227V228H134ZM144 227V228H143ZM156 227V228H155ZM170 227V228H169ZM224 227H226L225 229H223ZM260 227V226H259ZM13 230H12V229ZM24 230H23V229ZM27 228V229H26ZM76 228V229H74ZM102 230H101V229ZM113 228V229H111ZM138 228V229H137ZM141 228V229H140ZM149 228V229H148ZM262 228V227H261ZM18 229H20L21 231H19ZM30 231H29V230ZM35 229H38L36 232ZM48 229V230H46ZM56 229V230H55ZM62 229V230H61ZM68 229V230H67ZM94 229V230H92ZM115 229V230H114ZM130 229V230H129ZM136 229V230H135ZM155 231H154V230ZM263 229V228H262ZM4 230H7V232H5ZM28 230V231H26ZM41 230V231H40ZM52 230V231H51ZM55 230V231H54ZM74 230V232H73ZM82 230V231H81ZM97 230V231H96ZM104 230V231H103ZM25 233H24V232ZM32 231V232H31ZM102 231V232H101ZM128 231H130V236L127 235ZM138 231V232H137ZM227 231V232H226ZM5 232V233H4ZM47 232V234H46ZM53 232L54 235L51 233ZM65 232V233H64ZM69 232V233H68ZM72 232V233H71ZM78 232V233H76ZM85 234H83V233ZM108 232V233H107ZM113 232V233H111ZM133 232V233H131ZM144 232V233H143ZM155 232V233H153ZM176 232V233H175ZM197 232V233H196ZM226 232V233H225ZM229 232L231 233L229 235ZM9 233V234H8ZM25 237L23 236L24 234ZM36 233V234H35ZM42 233V234H40ZM50 233V234H49ZM76 233V234H75ZM101 233L103 235H101ZM106 233V234H105ZM111 233V234H110ZM126 233V235H125ZM143 233V234H142ZM157 233V234H156ZM196 233V234H195ZM205 233V234H204ZM4 234V235H3ZM44 234V235H43ZM49 234V235H48ZM72 234V235H70ZM83 234V235H81ZM96 234V236L94 235ZM98 234V235H97ZM115 234V235H114ZM120 234V235H119ZM138 234V235H137ZM177 234V235H175ZM206 234L208 235L206 237ZM234 234V235H233ZM46 235V236H45ZM51 235V236H50ZM59 235V236H58ZM100 235V236H99ZM139 235H143L140 236L141 238L137 239L139 237ZM147 235V236H146ZM153 235V236H150ZM183 235V236H181ZM210 235V236H209ZM229 235V236H228ZM11 238H10V237ZM18 236V237H17ZM34 236V237H33ZM44 236V237H42ZM48 236V237H47ZM57 236V237H56ZM108 236V237H107ZM111 236V237H110ZM136 238H135V237ZM145 236V237H144ZM195 236V237H194ZM197 236V237H196ZM236 236V238H235ZM24 239H23V238ZM60 237V238H58ZM92 237V238H91ZM101 237V238H100ZM110 237V239H109ZM114 237V238H113ZM118 237V238H117ZM121 237V238H120ZM125 237V238H124ZM174 237V238H173ZM178 237H181L180 239ZM186 237V238H185ZM194 237V238H193ZM203 237V238H201ZM241 237V238H240ZM4 238V239H3ZM41 238V239H40ZM43 238V239H42ZM58 238V239H57ZM64 238V239H63ZM69 240H68V239ZM124 238V239H123ZM127 238V240H126ZM144 240H143V239ZM146 238V239H145ZM150 238V239H149ZM156 240H153V239ZM193 238V239H192ZM196 238V239H195ZM206 238V239H205ZM256 238V239H255ZM9 239V240H8ZM49 239V240H48ZM52 239V240H51ZM62 241H61V240ZM71 239V240H70ZM132 239V240H130ZM135 239H137L135 241ZM159 239V240H158ZM174 239V240H173ZM26 240V241H25ZM68 240V241H67ZM102 240V241H101ZM106 240V241H105ZM114 240V241H113ZM134 240V241H133ZM142 240V241H141ZM152 240V242H151ZM171 240V243H170ZM173 240V241H172ZM16 241V242H15ZM23 241V243H22ZM44 241V242H43ZM50 241V242H49ZM92 241V242H91ZM96 241V242H95ZM135 242V245L133 242ZM147 241V242H146ZM151 243H150V242ZM154 241V242H153ZM158 241V242H157ZM179 241V242H178ZM181 241V242H180ZM187 242V243H183V242ZM16 244H15V243ZM19 244H18V243ZM63 242V243H62ZM95 244H94V243ZM144 242V243H143ZM150 244H149V243ZM190 242V243H189ZM241 242V243H240ZM255 242V243H254ZM261 242V243H260ZM11 243V244H10ZM47 245H46V244ZM62 243V245H61ZM67 245H64V244ZM88 243V244H87ZM110 243V244H109ZM129 243V244H128ZM143 243V244H142ZM148 243V244H146ZM156 245H155V244ZM158 243V244H157ZM182 243V244H180ZM221 243V244H220ZM13 244V245H12ZM29 244V245H28ZM52 244V245H51ZM54 244V245H53ZM70 244H73L70 246ZM75 244V245H74ZM128 244V245H127ZM139 244V245H138ZM141 244V245H140ZM187 244V245H186ZM192 244V245H191ZM9 245H12V249L9 247ZM17 245V246H16ZM20 245V247H19ZM69 245V246H68ZM79 245V246H78ZM95 245L98 247L95 248ZM127 245V246H126ZM130 245V246H129ZM133 245V246H132ZM149 245H153L149 246ZM180 245V246H178ZM189 245V246H188ZM191 245V246H190ZM259 245V246H258ZM31 246V247H30ZM52 248H51V247ZM68 246V248H67ZM104 246V247H103ZM142 248H141V247ZM148 246V248H147ZM182 246V248H181ZM188 246V247H186ZM246 246V247H245ZM248 246V247H247ZM14 247V248H13ZM22 247V248H21ZM27 247V248H26ZM49 250H46L47 248ZM62 247V248H60ZM87 247V249H86ZM108 247V249H107ZM121 247V248H120ZM123 247V248H122ZM140 247V248H139ZM151 247V248H150ZM180 247V248H178ZM190 247V248H189ZM214 247V248H213ZM216 247V248H215ZM13 250V252H10V249ZM37 248V249H36ZM72 248V249H71ZM75 250H74V249ZM134 248V249H133ZM139 248V250L137 249ZM173 248V250H172ZM254 248V249H253ZM256 248V249H255ZM28 249V250H27ZM34 249V250H33ZM58 249H61L60 251ZM63 249V250H62ZM98 249V251H96ZM119 249V250H118ZM130 249L131 253L130 252ZM141 249V250H140ZM149 249V250H148ZM158 249V250H157ZM177 249V250H176ZM184 249V250H183ZM220 249V251H219ZM251 249V250H249ZM31 250V251H30ZM57 250V251H56ZM68 250V251H67ZM86 250V251H85ZM102 250V251H100ZM109 250V251H108ZM144 250L146 252H144ZM182 250V251H181ZM187 250V251H186ZM213 250V251H212ZM4 251V252H3ZM20 251V252H19ZM23 251V252H22ZM30 251V252H29ZM35 251V252H34ZM44 251V252H42ZM54 255L52 252H54ZM91 251V252H90ZM117 251H120L119 253H117ZM139 251H141L139 253ZM157 251V252H156ZM203 251V252H202ZM217 251V253H216ZM16 252V253H14ZM22 252V253H21ZM33 254H32V253ZM65 252V253H64ZM69 252V253H67ZM75 254H74V253ZM78 252V253H76ZM84 252V253H83ZM95 252V253H94ZM101 252V253H100ZM156 254H154V253ZM214 252V253H212ZM250 252V253H249ZM7 253H8V258H7ZM18 253V254H17ZM21 253V254H20ZM28 253V255H27ZM36 253V254H34ZM45 255H44V254ZM81 253H83L81 255ZM109 253V254H108ZM144 253V255H143ZM147 253V254H146ZM151 255H150V254ZM159 253V254H158ZM59 254V255H58ZM89 254V255H88ZM121 254V255H120ZM138 254L139 256L143 257V259L138 258L139 256L136 255ZM146 254V255H145ZM149 254V255H148ZM167 254V255H166ZM176 254V255H175ZM219 254V258L216 256ZM230 254V255H229ZM251 254V255H250ZM253 254V255H252ZM26 255V256H25ZM77 255V256H76ZM92 255V256H91ZM99 255V257H98ZM104 261H103V257ZM126 255V256H125ZM165 255V256H164ZM170 255V256H169ZM247 255V256H246ZM40 256V257H39ZM58 256V257H57ZM80 256V257H79ZM82 256V257H81ZM130 256V257H128ZM136 256V257H135ZM148 256V257H147ZM152 256V258H151ZM154 256V257H153ZM164 256V257H163ZM186 256V257H185ZM6 257V258H5ZM18 257V258H17ZM45 257V258H44ZM76 257V258H75ZM79 257V258H78ZM97 257V258H96ZM126 257V258H125ZM145 257V258H144ZM184 257V258H183ZM222 257V258H220ZM231 260H230V258ZM260 257H263V259H261ZM38 260H37V259ZM44 258V259H43ZM47 258V259H46ZM75 258V260H74ZM110 258V259H108ZM134 258V259H133ZM150 258V259H147ZM154 258V259H153ZM172 258V259H171ZM176 258V260H175ZM180 260H179V259ZM229 258V262L228 259ZM233 258V259H232ZM245 258V259H244ZM2 259H4L2 261ZM6 259V261H5ZM8 259V260H7ZM10 259V260H9ZM22 259V260H21ZM31 259L34 261H31ZM46 259V260H45ZM72 259V260H71ZM132 260V261H127L126 260ZM139 259V260H138ZM235 259V260H234ZM241 259V261H240ZM37 260V261H35ZM79 260V261H77ZM143 260V261H142ZM146 260V261H145ZM175 262H174V261ZM200 260V261H199ZM222 260V261H220ZM257 260V261H256ZM258 260H262L260 263H258ZM5 261V262H4ZM8 261V262H7ZM31 261V262H30ZM40 261V262H39ZM77 261V262H76ZM110 261V262H108ZM152 261V262H151ZM154 261V262H153ZM172 261V263H171ZM215 261V262H214ZM237 261V262H236ZM254 261L256 263H254ZM19 262V263H18ZM134 262V263H133ZM136 262V263H135ZM140 262V263H139ZM142 262V263H141ZM150 262V263H147ZM248 262V263H247Z\"/></svg>",
  "mask_w": 264,
  "mask_h": 264
},
{
  "label": "bare ground",
  "instance_id": "6f19581e",
  "mask_svg": "<svg viewBox=\"0 0 264 264\" xmlns=\"http://www.w3.org/2000/svg\"><path fill=\"white\" fill-rule=\"evenodd\" d=\"M62 0H0V15H2V16H4V18H5V23H6V25H8V24H11V21H17L16 20V18H18L19 17V14L17 13V10H18V8H20V14L21 13H25V14H27V13H32V11H42L43 12V14L44 13H46V14H53V16H54V14H57V15H55L56 17L58 16L59 17V20H60V23L62 24V26H63V28L61 29V28H57V27H55V26H53V24H51L52 25V27H48V28H46V26H45V24L44 25H38V27L37 28H35L34 29V27L33 28H31L30 30H29V28H28V32H25V30L27 29V28H25V29H22L20 32H22V34H21V39H18V41H13V40H11L10 38H8L9 37V35L11 34V32H14V30L16 29H7V30H5L6 32H5V35H3V36H5V37H3V36H0V37H3L1 40H0V83L1 84H5L6 85V87L9 89V91L10 92H14V93H16V92H18L17 94L18 95H22L23 94V97H26V101H28L29 100V102L27 103V105L28 104H30V103H33L32 101H33V98H32V94L30 93V91H29V89H28V87L26 86V84L27 85H31V86H34L35 87V90H36V92H37V97L38 98H40L38 101H37V103H41V102H43L42 100L46 97V96H49V98H50V96L51 95H55L54 97H53V99L51 100H49V98L48 99H46L47 100V102L49 103L50 102V104H52V108L51 107H49L48 105V109L49 108H51L49 111L53 114V116H55V123L57 122H60V121H62L63 119H64V117L63 116H65V115H61V114H59V112H60V110H57L56 108V103L57 104H61V97L63 96V89H65V86H64V84H65V82L67 83V80H68V78H69V75H66L65 74V72H64V70L65 69H70L71 70V64L69 63L70 62V60H72V58L71 59H68V57H69V52L67 51V49L68 48H66V51L63 49V47L62 46H58V44L56 43V44H47V42L46 41H48V40H50V39H53V38H51L52 36H60V34L61 33H64V31H66L67 33H70V34H73V38H74V40L75 39H77V41H78V39H79V41H81L80 39H83L84 38V40H86V38H88L87 36H92L93 37V40H95L94 41V43H92V45H91V50H93L94 49V47L96 48L98 45L100 46V44H98L97 43V38L95 37V34H97L98 33V39H99V42H101L102 43V46L104 47V49H102L101 47H100V49H96L94 52H93V54H95L96 55V57H95V55L93 56V59H91L92 60V63H91V61H90V59L87 61H85V59H86V55H84V58H83V60L86 62V64H85V67H87V69H85V71H83V74H89V75H91L92 74V77H95V78H97L98 77V79L99 80H101V79H103V80H105V78H111V79H113V82H116L117 84L118 83H120L121 82V80H123L122 79V76L124 75V74H126V71L124 72V70L125 69H123L122 68V61H123V59H124V51H123V49L121 48V47H123L124 46V43H123V40L125 39V40H128V42H131V44L132 45H138V47L140 48V52H141V55H142V58H143V60L145 59V58H147V60H148V63H149V61H150V64L151 65H160L158 68L161 70V71H163L162 70V65L163 64H166L167 65V60H168V54L166 53V51L167 52H169L168 51V49L166 50V48L165 49H163V47H162V44L160 43V41H159V43H157L156 41V39H155V36L158 34V31L161 29V28H165V26L167 25V27L168 26H174L175 24V17H174V13L175 12H173V8L170 10V8L171 7H173V5H174V3H176V0H167V1H164L163 3H162V10H161V13H160V15L158 16V17H156L155 19H154V10L156 9H154V6L156 5V4H159V2H158V0H96L95 1V3L94 4H92L91 5V8H89V9H87V13L89 12V15L90 16H92L90 19L92 20V19H94V22L96 21H98V24H100V32H98L99 30H98V28L99 27H96L95 25H93V24H95V23H86V22H84L83 21V18L84 17H80L79 19H74L73 17L74 16H72L73 15V10L71 11V12H69V9L67 8L68 6H70L71 4H72V1L73 0H63L62 2H61ZM82 1V0H81ZM85 1V0H84ZM162 1V0H161ZM182 1V0H181ZM208 1V0H207ZM244 1V0H243ZM243 1L242 0H238L237 2H236V4H235V7H234V13H232L231 12V5H228V4H230L229 3V1H221V0H209V3H205L203 0H198V1H196V0H186V2H185V6L187 7V9H189V10H186V14L184 15L185 16V18L189 15V12L191 11V9L193 8H191V5L193 4L194 6H196V7H198L200 10H202V9H204V11L202 12V14H205V13H208L207 15H205L204 16V18L203 19H205V21H203L204 22V31L203 32H205L206 31V36H204V38H203V42L201 41V42H199V40H198V42H197V40L196 39H194V38H192L193 36H191L189 33H192L195 29H196V26L198 25L199 26V22H200V20H198V17H197V15H198V13H197V15L194 17V23H195V29L194 28H192L193 27V25H192V27L190 26V25H188L187 23H186V26L184 27V30H183V34L182 35H185V37L187 38V42H188V44H190L189 46H191L192 48L191 49H193L194 50V56H192V55H190L189 56V53L188 52H190V51H188V52H186L185 50H181V54H180V52L178 53V54H180L179 56H178V59H179V61H180V59L183 57V58H191L192 59V61H193V59L194 60H196L197 62L195 63V64H197L198 65V68H199V66H200V68L199 69H197L196 67L194 68V70L190 73H187V74H190L189 75V77H187V79H184L183 78V83L184 84H186V86L187 85H189L190 84V82H192V83H197V80H199L200 78H202V77H206V79H208L207 80V87L209 86V84L211 83L212 85L211 86H209L208 88H210V89H207V90H210L211 91V93H209V94H211L210 95V99H211V101H213V103H212V105H209L207 108H206V112H205V115H206V125H207V122L209 121V123L210 122H212L211 124H210V126L209 127H211V129H209V131H208V134H207V137H208V141L210 142V140L211 139H213V138H216V140H218L217 141V143L218 144H221V146L220 147H222L223 148V146H224V148L225 147H229L227 150L229 151V152H234V153H236L238 150H240V149H242V147H247V150H246V148H245V150L247 151V153L245 152V150L244 151H242V152H245L241 157H240V160H239V169H238V167H237V169H238V171H237V174H236V179H235V181H234V186H235V190L233 191L234 193H236V191L238 192L240 189H244L245 191L244 192H246V191H249V187L247 186L248 184H247V182L245 181V177H244V174H246L244 171H245V165H246V163H247V161H248V154L249 153H251V148L253 147V150H254V148H258L260 145H261V143H259V142H264V141H262V140H264V120H262V119H264V118H261L260 117V119H256L255 117V119H253L251 116H249V110H251V107L253 108L254 107V104H255V108H253L254 110V112L256 111V113H257V108H259V107H262L263 106V104H264V72H260V70H259V72L257 73L255 70L256 69H259L260 67H263L264 66V29H263V23H264V10H263V4H264V0H250V4H248V5H246V6H243L242 5V3H243ZM183 2V1H182ZM182 2H180L181 4H183ZM228 2V3H227ZM247 2V1H246ZM233 2L231 1V4H232ZM87 4V3H86ZM234 4H233V6H234ZM80 5V4H79ZM177 5V4H176ZM77 6V5H76ZM182 6V5H181ZM248 6V7H247ZM78 7V6H77ZM177 7H178V5H177ZM71 8V7H70ZM74 8V7H73ZM80 9V8H79ZM78 9V10H79ZM178 9H176V11H177ZM185 11V9H183L182 8V11ZM193 10V9H192ZM258 11V12H260V13H257L255 16H253L254 14H255V12H253L254 14L252 15L253 17H250V14H252V11ZM263 10V11H262ZM83 11H85L84 9H83ZM181 11V10H180ZM198 11V10H197ZM262 11V12H261ZM178 12V11H177ZM176 12V13H177ZM201 12V11H200ZM216 12H218L217 13V16L219 15V14H222V16L220 17V18H215V13ZM251 12V13H250ZM69 13V14H68ZM80 13V12H79ZM175 13V14H176ZM195 13H196V11H195ZM33 14H35V13H33ZM46 14L44 15V17L46 16ZM64 14H66L65 16L67 17L66 18V21L64 20V18L62 19V17H64L63 15ZM83 14V13H82ZM29 15V14H28ZM77 15V14H76ZM199 15H201V13L199 14ZM249 15V20H246V19H244V17H247ZM1 16V17H2ZM22 16V15H21ZM39 16H41V15H39ZM38 16V17H39ZM49 16V15H48ZM51 16V15H50ZM49 16V17H50ZM54 16V17H55ZM61 16V17H60ZM88 16V15H87ZM182 16V15H181ZM180 16V17H181ZM194 16V15H193ZM202 16V15H201ZM216 16V17H217ZM35 16H33V18H34ZM41 17H43V16H41ZM41 17H39V18H41ZM55 17V18H56ZM178 17V16H177ZM192 17V16H191ZM21 18V17H20ZM30 18H32V15H31V17ZM29 18V19H30ZM82 18V19H81ZM140 19V20H142L143 21V19H147L148 20V22L150 23V21L152 22L153 20H154V22H153V24H152V27H153V30H152V32H151V36H150V38H149V40L150 41H145V37H144V35L143 36H141V35H139V32H138V26H137V23H136V25H135V23L133 24V22H132V19ZM193 18V17H192ZM216 19V21L218 22V24L216 25L217 27H221V34L220 33H218V31H217V33L216 32H214V28H212L211 29V25H212V22H211V20H213V19ZM19 19V18H18ZM23 19H25V18H23ZM22 19V20H23ZM86 19V18H85ZM90 19H88V21L90 20ZM177 19V18H176ZM188 19V18H187ZM199 19H200V17H199ZM1 20V19H0ZM10 21V23H7L8 21ZM21 20V21H22ZM26 20V19H25ZM36 20V19H35ZM45 20V19H44ZM56 20V19H55ZM54 20V21H55ZM180 20H182V18H180ZM185 20V19H184ZM43 20H41V22H42ZM46 21V20H45ZM177 22H178V20H176ZM189 21V20H188ZM14 22H12V23H14ZM28 22H30V20L28 21ZM34 22V21H33ZM52 22V21H51ZM56 22V21H55ZM59 22V21H58ZM91 22V21H90ZM134 22H135V20H134ZM139 22H141V21H139ZM145 22V21H144ZM186 21H184V23H185ZM3 23V21L1 22V24ZM17 23V22H16ZM22 23V22H21ZM31 23V22H30ZM143 23V22H142ZM180 23V22H179ZM182 23H183V20H182ZM197 23H199V24H197ZM20 24V23H19ZM23 24H24V27H26L27 26V22L26 23H24L23 22ZM40 24H43V23H40ZM97 24V25H98ZM190 24V23H189ZM31 25V24H30ZM37 25V24H36ZM47 25V24H46ZM177 25V24H176ZM201 25V24H200ZM3 26H5V25H3ZM32 26H33V24H32ZM35 26V25H34ZM57 26V25H56ZM61 26V27H62ZM145 26V25H144ZM216 26H214V27H216ZM17 27V26H16ZM22 27V26H21ZM54 27V28H53ZM60 27V26H59ZM142 27V26H141ZM151 27V26H150ZM151 27V28H152ZM176 27V26H175ZM178 27H180L179 25H178ZM216 27V28H217ZM227 27H229V28H231L233 31H234V33L233 32H231L232 30H228V28ZM13 28H14V26H13ZM18 29L20 28V26L19 27H17ZM23 28V27H22ZM56 28V29H55ZM149 28V27H148ZM200 28V27H199ZM222 28H224L225 30H223ZM21 29V28H20ZM141 29V28H140ZM143 29V28H142ZM166 29V28H165ZM183 29V28H182ZM187 29L189 30V31H187ZM202 29V28H201ZM200 29V30H201ZM263 29V30H262ZM147 30V29H146ZM149 30V29H148ZM166 30H168V29H166ZM180 30H181V28H180ZM179 30V31H180ZM197 30V29H196ZM213 30V31H212ZM16 31V30H15ZM57 31V32H56ZM161 31V30H160ZM159 31V32H160ZM171 31V30H170ZM4 32V31H3ZM17 32V31H16ZM149 32H150V30H149ZM169 31H167V33H168ZM203 32H202V34H203ZM220 32V31H219ZM2 33V32H1ZM141 33V32H140ZM161 33V32H160ZM159 33V34H160ZM170 33V32H169ZM173 33V32H172ZM195 33V32H194ZM258 33H261V37L259 38V40L258 39H256L258 42H257V44H256V46L254 47V48H252L251 46H250V44L248 43L249 41H247V39L246 38H251V39H253V37L254 36H256ZM13 34V33H12ZM143 34V33H142ZM148 34V33H147ZM171 34V33H170ZM178 34V33H177ZM195 34H197V33H195ZM199 35H200V33H198ZM197 34V35H198ZM235 35V34H238L239 35V37H241V38H244V36L246 37L245 39L246 40H243V41H236V39H235V41H233L232 42V44L230 43V46H228V45H226V46H228L227 48H225V52H224V55H221V56H223V57H219V58H217L215 55H214V52H215V45H216V41H217V39H218V36H224V35ZM1 35V34H0ZM146 35V34H145ZM181 35V36H182ZM198 35V36H199ZM148 36V35H147ZM169 36V35H168ZM178 36V35H177ZM180 36V35H179ZM198 36H196V37H198ZM202 36V35H201ZM226 37V36H225ZM235 37V36H234ZM172 38H174L173 36H172ZM176 38V37H175ZM179 38V37H178ZM177 38V39H178ZM201 38V37H200ZM231 38H233V37H231ZM257 38V37H256ZM16 39V38H15ZM90 39V38H89ZM121 41H120V40ZM148 39V38H147ZM198 39V38H197ZM202 39V38H201ZM227 39H228V37H227ZM239 39V38H238ZM251 39H250V41H251ZM59 40V39H58ZM161 40V39H160ZM173 40V39H172ZM182 40V39H181ZM222 40V39H221ZM52 41H54L55 42V40H52ZM176 41H180V40H176ZM184 41V40H183ZM229 41V40H228ZM49 42V41H48ZM122 42V43H121ZM253 41H251V43H252ZM63 43V42H62ZM79 43V42H78ZM125 43H127V42H125ZM170 43H172V42H170ZM179 43V42H178ZM181 43V42H180ZM184 43V42H183ZM183 43H181V44H183ZM186 43V42H185ZM222 43H224L223 42V40H222ZM227 43V42H226ZM254 43V42H253ZM68 44V43H67ZM166 44V43H165ZM219 44V43H218ZM255 44V43H254ZM253 44V45H254ZM63 45V44H62ZM88 45H89V43H88ZM95 45V46H94ZM158 46V50H157V48H156V50L154 49V46ZM180 45V44H179ZM194 45H196V46H194ZM98 46V47H99ZM181 46V45H180ZM185 46H186V44H185ZM225 46V47H226ZM232 46V47H231ZM44 48V50L46 49V52H43V50L41 49V48ZM85 48H86V46H84ZM88 47V46H87ZM168 47V46H167ZM234 47V48H233ZM125 48V47H124ZM170 48V47H169ZM181 49L182 48H184L183 46L182 47H180ZM180 48H179V50H180ZM189 48V47H188ZM187 48V49H188ZM112 49L113 50H115V51H117L118 52V56H114L113 55V52H112ZM186 49V48H185ZM220 49V48H219ZM221 49H223V48H221ZM17 51V52H14V51ZM42 50V51H41ZM84 50V49H83ZM88 50V49H87ZM178 49H176V51L178 52L179 51ZM190 50V49H189ZM192 50V51H193ZM86 51V50H85ZM85 51H84V53H85ZM83 52V51H82ZM81 52V54H83ZM87 52H89V51H87ZM222 52V51H221ZM67 53V54H66ZM127 53V52H126ZM171 53V52H170ZM48 54V55H47ZM51 54H53L52 56H53V58L54 59H52V57H51ZM191 54H193V53H191ZM223 54V53H222ZM28 55H32V59H31V57H29ZM35 55H37V58L35 59V58H33ZM73 55V54H72ZM172 55V54H171ZM177 55V54H176ZM220 55V54H219ZM71 56V55H70ZM91 56V55H90ZM91 56V57H92ZM99 56V57H98ZM133 57V56H132ZM192 57H195V58H192ZM88 58V57H87ZM101 58V59H100ZM172 59H174L175 60V58H172ZM191 59H187V60H191ZM169 60H170V58H169ZM261 60H263V62H261ZM66 61L68 62V64H65L66 63ZM75 61V60H74ZM81 61V60H80ZM80 61H79V63H80ZM177 61V60H176ZM171 62V61H170ZM169 62V63H170ZM173 62V65H174V67H173V69H171L170 70V68H171V66H169V70H170V73L168 74V75H166L165 77H162V76H157L156 77V79L154 80L153 78H154V74L155 73H153L151 70H152V68H150L151 70H150V74H147V75H145V77L143 78L144 80H140L139 79V81H138V83H133V79L132 78H130V75H128L127 76V74H126V76L130 79V81H128V84L126 85V86H128V87H136V89H137V91H139V95H140V101H139V103H137V104H144L145 103V106H146V110H147V112L149 113L148 114V116L146 115V117H147V119L145 120V126L148 128H145V129H143V131H142V133L141 134H139V135H137L136 137L135 136H131V134L133 135V132L135 131H133L132 130V128H131V126H134V124H131V121H130V119L132 118H130L129 117V112H131V111H129V110H127L125 107H124V104L123 103H125V100H126V98H127V96H128V93H129V91L127 90L126 91V93L125 94H122L121 92L120 93H117L116 91H115V93L113 94V91L114 90H112V91H110V85L108 84L107 86H108V88H107V93H108V96H109V101H112V103H113V105H114V107H113V112L112 113H114V114H116V115H118V117H125L126 119H127V128H124L125 130H126V132H125V136H126V139H125V141L127 142V145H128V148H127V151H134V148H133V146L134 145H136V141H140V143H141V141L142 140H144V139H146V138H149L148 139V141L149 142H160L162 139V137H161V135H162V133L164 132V130H165V126H169V125H171L172 124V116L171 117H167V118H163L162 116H165V114H166V110H168V109H166L167 107H169V106H167L166 105V103L161 99L163 96H161L160 97V93H159V91H161L160 89L161 88H163V87H161V84L160 83H164L163 81H166L167 83H169V84H173L175 81H176V79H178V77H182V75L179 73V72H177V70H176V67H178L177 65V63L175 64V62L174 61H172ZM71 63H73V62H71ZM79 63H77L78 65H79ZM82 63V64H83ZM179 63V62H178ZM183 65H184V63L183 62H181ZM186 63V62H185ZM193 63V62H192ZM191 63V64H192ZM261 63H262V65H261ZM75 64V63H74ZM89 64H90V67H88L89 66ZM149 64V66H151ZM71 65V66H70ZM124 65V64H123ZM128 65V64H127ZM126 65V66H127ZM147 65V64H146ZM170 65V64H169ZM24 66H26V68H23ZM75 66V65H74ZM168 66V65H167ZM179 66H181V65H179ZM184 66H186V65H184ZM183 66V67H184ZM191 66V65H190ZM189 66V67H190ZM157 67V66H156ZM156 67H155V69H156ZM192 67H194V66H192ZM191 67V68H192ZM83 68V67H82ZM165 68V66L163 67V69ZM167 68V67H166ZM182 68V67H181ZM180 68V69H181ZM193 69V68H192ZM191 69V70H192ZM250 71H249V70ZM73 70V69H72ZM84 70V69H83ZM167 70V69H166ZM198 70V71H197ZM253 70H254V72H253ZM80 71H81V69H80ZM158 71V70H157ZM180 71V70H179ZM262 71V70H261ZM156 72V71H155ZM167 71H165V72H163V73H166ZM137 73H139V72H137ZM158 73H160V72H158ZM168 73V72H167ZM72 74V73H71ZM103 74H105L104 75V77L102 76ZM123 74V75H122ZM134 74V73H133ZM136 74V73H135ZM88 75V76H89ZM161 75H162V73H161ZM101 76V77H100ZM144 76V75H143ZM184 76H186V75H184ZM188 76V75H187ZM71 77H72V75H71ZM86 76H84V78H85ZM100 77V78H99ZM135 77V76H134ZM260 78L261 79V77H262V79H263V84H262V86H258L257 84H256V82H257V80H255V79H257V78ZM137 78V77H136ZM189 78V79H188ZM240 79H243L242 80V82H244L245 83V85H246V89L244 88V87H242L243 85H241L239 82H241V81H239ZM98 80V81H99ZM108 80V79H107ZM127 80V79H126ZM137 80V79H136ZM204 80V79H203ZM215 80H218L217 81V83H220V82H222L220 85L219 84H216L215 82ZM259 80V79H258ZM20 81H22V82H24V88H23V90L20 88V89H17L18 88V83H20ZM92 81H93V79H92ZM93 82H95V81H93ZM97 82V81H96ZM103 82V81H102ZM109 83H110V81H108ZM122 82H126V81H122ZM121 82V83H122ZM178 82V81H177ZM180 82V81H179ZM200 82V81H199ZM205 82V81H204ZM259 82V81H258ZM262 82V81H261ZM104 83V82H103ZM68 85H69V83H67ZM105 84V83H104ZM126 84V83H125ZM175 84V83H174ZM183 84V85H184ZM200 84V83H199ZM61 85H63L62 87H61ZM167 85V84H166ZM202 85H203V83H202ZM202 85H200V86H202ZM72 86V85H71ZM74 86V85H73ZM115 86H117V85H115ZM175 86H177L176 84H175ZM175 86H173V87H175ZM186 86H183L184 88H186ZM195 86V85H194ZM197 86V85H196ZM204 87H205V84L203 85ZM202 86V87H203ZM112 87V86H111ZM128 87H127V89H128ZM159 87H161V88H159ZM192 87V86H191ZM204 87L202 88V89H204ZM1 88V87H0ZM102 88V87H101ZM190 88V87H189ZM189 88H187V90L189 89ZM196 89H197V87H195ZM6 89V88H5ZM68 89V88H67ZM112 89V88H111ZM118 89V88H117ZM134 89V88H133ZM169 89V88H168ZM206 89V88H205ZM34 90V89H33ZM102 90V89H101ZM132 90V89H131ZM183 90V89H182ZM193 90V89H192ZM197 90H199V89H197ZM3 91V90H2ZM5 91V90H4ZM7 91V90H6ZM66 91H68V90H66ZM88 91H90V89H88ZM97 91V90H96ZM119 91V90H118ZM164 91V90H163ZM169 91V90H168ZM1 92V91H0ZM34 92V91H33ZM84 92V91H83ZM103 92V91H102ZM166 92V91H165ZM173 92V91H172ZM262 92V93H261ZM5 93V92H4ZM87 94L89 93V92H86ZM99 93V92H98ZM132 93V92H131ZM197 93V92H196ZM199 93V92H198ZM202 93V92H201ZM1 94V93H0ZM10 94V93H9ZM35 94V93H34ZM66 94V93H65ZM103 94V93H102ZM136 94V93H135ZM189 94H191V93H189ZM4 95V94H3ZM67 95V94H66ZM70 95V94H69ZM192 95L193 96H186L182 101H181V104H180V106H179V108H178V112H180V114H177V115H179L181 118L182 117H184L185 119H187V123H188V120L189 119H193L192 121L193 122H198L199 123V118H198V116L197 115H195L196 113L198 114V112H200L201 110H202V108L201 107H198L199 106V101L197 100L198 99V97H202V96H198V94L196 95L195 94V92L193 93L192 92ZM206 95H207V93H206ZM6 96V95H5ZM17 96V95H16ZM60 96V97H59ZM96 96V95H95ZM130 96V95H129ZM136 96V95H135ZM195 96V97H194ZM209 96V95H208ZM2 97V96H1ZM59 97V98H58ZM68 97V96H67ZM91 97H92V95H91ZM107 97V96H106ZM131 97V96H130ZM138 97V96H137ZM184 97V96H183ZM22 98V97H21ZM52 98V97H51ZM95 98V97H94ZM164 98H166V97H164ZM71 99V98H70ZM92 99V98H91ZM96 99V98H95ZM136 99V98H135ZM201 99V98H200ZM199 99V100H200ZM209 99V100H210ZM58 100V101H57ZM89 100H90V98H89ZM94 100V99H93ZM169 100V99H168ZM180 100V99H179ZM103 101V100H102ZM130 101V100H129ZM133 101H135L134 99H133ZM132 101V102H133ZM137 101V100H136ZM198 101V102H197ZM25 102V101H24ZM65 102V101H64ZM95 102H97L96 100H95ZM180 102V101H179ZM47 103V104H48ZM92 103V102H91ZM111 103V102H110ZM136 103H133L132 105H131V107L132 108H134L135 107V104ZM203 103V102H202ZM42 104V103H41ZM105 103H103L102 105H104ZM108 104V103H107ZM131 104V103H130ZM130 104H128V105H130ZM31 105V104H30ZM35 105V104H34ZM66 105V104H65ZM112 105V104H111ZM206 105V104H205ZM46 106V105H45ZM46 106V107H47ZM53 106H55V108L53 107ZM72 106V105H71ZM109 106V105H108ZM138 106V105H137ZM144 106V105H143ZM202 106V105H201ZM34 107V106H33ZM39 107H41V105L39 106ZM43 107V106H42ZM59 108H60V106H58ZM63 107V106H62ZM176 107H178V106H176ZM25 108V107H24ZM36 108V107H35ZM111 108V107H110ZM203 108H204V106H203ZM26 109V108H25ZM40 109V108H39ZM43 109V108H42ZM42 109H41V111H42ZM57 110L56 112H54L53 113V111L54 110ZM107 109V108H106ZM109 109V108H108ZM112 109V108H111ZM137 109V108H136ZM170 109V108H169ZM260 109V108H259ZM264 109V108H263ZM263 109H261V110H263ZM64 110V109H63ZM171 110V109H170ZM261 110H259V111H261ZM40 111V112H41ZM49 111H47V112H49ZM102 111V110H101ZM109 111H110V109H109ZM175 111H176V109H175ZM174 111V112H175ZM252 111V112H253ZM20 112V111H19ZM30 112V111H29ZM69 112V111H68ZM132 112H134V111H132ZM132 112H131V115H132ZM173 112V111H172ZM202 112H203V110H202ZM201 112V113H202ZM253 112V113H254ZM263 112V111H262ZM204 113V112H203ZM259 113V112H258ZM258 113H257V115H258ZM29 114V113H28ZM30 114H31V112H30ZM44 114H46V113H44ZM137 114V113H136ZM168 114V113H167ZM250 114H251V111H250ZM10 115H12V114H10ZM170 115V114H169ZM168 115V116H169ZM176 115V114H175ZM201 115V114H200ZM203 115V114H202ZM252 115V114H251ZM254 115V114H253ZM9 116V115H8ZM40 116H41V114L39 113L35 118V122L33 121V119H34V117L32 118V120L30 121V123H31V129L33 130V129H36L35 128V123L37 122L39 125H41L42 124V122L41 123H39L40 122ZM49 116V115H48ZM192 116H197V117H192ZM204 116V115H203ZM262 116V115H261ZM13 117V116H12ZM16 117V116H15ZM29 117V116H28ZM67 117V116H66ZM5 118V117H4ZM86 118V117H85ZM112 118V117H111ZM136 118H137V116H136ZM139 118V117H138ZM183 118V119H184ZM28 119V118H27ZM89 119V118H88ZM0 120H1V116H0ZM3 120V119H2ZM5 120V119H4ZM17 120V119H16ZM72 119H71V117H70V115L67 117V119H66V123H67V125H69L68 126V128H70V124L72 125L73 124V120L71 121ZM120 120V119H119ZM122 120V119H121ZM138 120H140V119H138ZM178 120V119H177ZM8 121V120H7ZM45 121H46V119H45ZM48 121V120H47ZM113 121H115V119L113 120ZM117 121V120H116ZM180 121V120H179ZM186 121V120H185ZM201 121V120H200ZM5 123L4 125H2V124H0V128H4L5 126H6V128H8V124H9V122L10 121H8V124H7V122L6 121H2V123ZM13 122H15V121H13ZM65 122V121H64ZM111 122V121H110ZM123 122V121H122ZM54 123V124H55ZM116 123V122H115ZM134 123V122H133ZM190 123V125H192V123L191 122H189ZM201 123V122H200ZM199 123V124H200ZM14 124H16V123H14ZM53 124V125H54ZM130 124H131V126H130ZM195 124V123H194ZM198 124V125H199ZM16 125H18V124H16ZM20 125V124H19ZM50 125V124H49ZM62 125L64 126V123H62ZM117 125V124H116ZM121 125V124H120ZM186 125V124H185ZM52 126V125H51ZM54 126H56V125H54ZM94 126V125H93ZM107 126H110L109 124L107 125ZM106 126V127H107ZM136 126V125H135ZM202 126V125H201ZM22 127V126H21ZM46 127V125H44L43 126V128L44 129H46L45 128ZM53 127V126H52ZM74 127H75V125H74ZM118 127V126H117ZM183 127H184V125H183ZM193 127V126H192ZM48 128V127H47ZM51 128V127H50ZM49 128V129H50ZM54 128V127H53ZM90 128H92V127H90ZM99 128V127H98ZM121 128V127H120ZM166 128H168V127H166ZM57 129V128H56ZM108 129V128H107ZM122 129V128H121ZM179 129V128H178ZM184 129H185V127H184ZM203 129H205V128H203ZM17 130V129H16ZM53 130V129H52ZM59 130V129H58ZM72 131H75V128H73V129H71ZM173 130V129H172ZM171 130V131H172ZM31 131V130H30ZM96 131V130H95ZM109 131V130H108ZM120 131V130H119ZM133 131V132H132ZM174 131V130H173ZM180 131V130H179ZM189 131H191V130H189ZM189 131H185V132H183L182 133V135H180V137H179V139L180 138H185L184 136H191V134H189ZM25 132V131H24ZM51 132H53V131H51V130H47L46 132H44L45 133V138H47L46 139V141H48L49 143L48 144H50V145H52V143L49 141L50 140V133ZM71 132V131H70ZM105 132H107V131H105ZM117 132V131H116ZM221 132H223V133H226V132H228V134H229V137H225V135H223V133H221ZM21 133V132H20ZM30 133V132H29ZM118 133V132H117ZM135 133H136V131H135ZM165 133V132H164ZM170 133V132H169ZM173 133V132H172ZM179 132H177V134H178ZM191 133V132H190ZM201 133V132H200ZM30 134H32V133H30ZM37 134V133H36ZM58 134V133H57ZM166 134V133H165ZM168 134V133H167ZM180 134V133H179ZM189 134V135H188ZM197 134V133H196ZM4 135V134H3ZM24 135V134H23ZM170 135V134H169ZM201 135V134H200ZM204 135V134H203ZM206 135V134H205ZM21 136V135H20ZM52 136V135H51ZM70 136H72L71 134H70ZM122 136V135H121ZM164 136V135H163ZM175 136V135H174ZM195 136V135H194ZM227 136V135H226ZM22 137V136H21ZM40 137V136H39ZM44 137V136H43ZM55 137H57V135L55 136ZM68 137H69V135H68ZM167 137V136H166ZM196 137V136H195ZM18 138V137H17ZM62 138V137H61ZM104 138V137H103ZM116 138H118V137H116ZM164 138V137H163ZM204 138H206V137H204ZM203 138V139H204ZM16 139V138H15ZM27 139H31V140H35L36 138H35V136L34 135H30ZM53 139V138H52ZM57 139V138H56ZM55 139V140H56ZM64 139V138H63ZM67 139V138H66ZM69 139V138H68ZM119 139V138H118ZM200 139H202V138H200ZM3 140V139H2ZM54 140V141H55ZM123 140V139H122ZM166 140V139H165ZM167 140H169V139H167ZM176 140V139H175ZM185 140H186V138H185ZM206 140H207V138H206ZM261 140V141H260ZM36 141H38V140H36ZM43 141V140H42ZM60 141H62V139L60 140ZM64 141V140H63ZM89 141V140H88ZM87 140H86V142H85V144L84 145H82L83 147H85V146H87V142H88ZM174 140H172V142H173ZM176 141H178V140H176ZM175 141V142H176ZM201 141V140H200ZM203 141V140H202ZM201 141V142H202ZM23 142V141H22ZM154 142V143H155ZM239 142V143H238ZM240 142H241V144H240ZM40 143V142H39ZM54 143V142H53ZM125 143V142H124ZM162 143H163V141H162ZM161 143V144H162ZM177 143V142H176ZM203 143V142H202ZM201 143V144H202ZM212 143V142H211ZM210 143V144H211ZM3 144H5V143H3V141H2V145ZM8 144V143H7ZM11 144V143H10ZM21 144V143H20ZM33 144V143H32ZM43 144H44V142H43ZM55 144H57V142L55 143ZM79 144H82V140H80V142H79ZM144 144H146V143H144ZM150 144H152V143H150ZM156 144H158V143H156ZM161 144H160V146H161ZM165 142H164V146H165ZM173 144V143H172ZM204 144V143H203ZM209 144V145H210ZM250 144V145H249ZM60 145V144H59ZM126 145V146H127ZM142 145V144H141ZM153 145H155V144H153ZM168 145V144H167ZM176 145V144H175ZM179 145V144H178ZM200 145V144H199ZM217 145V144H216ZM10 146V145H9ZM9 146H7L8 148H9ZM37 146V145H36ZM42 147H43V145H41ZM119 146V145H118ZM140 146V144L138 145V147ZM159 146V145H158ZM171 146V145H170ZM180 146V145H179ZM184 146L185 145H182V147H183V149H184ZM212 146H215V144H213ZM218 146V145H217ZM262 146H264V145H262ZM261 146V147H262ZM4 147V146H3ZM6 147V146H5ZM44 147H46V146H44ZM49 147H51V146H48V148ZM100 147V146H99ZM123 147V146H122ZM125 147V146H124ZM136 147V146H135ZM142 147V146H141ZM167 147V146H166ZM172 147V146H171ZM174 147V146H173ZM176 147H178L177 145H176ZM201 147V146H200ZM8 148H6V149H8ZM19 148H20V146H19ZM22 148V147H21ZM33 148V147H32ZM67 148V147H66ZM102 148V147H101ZM121 148V147H120ZM137 148V147H136ZM157 148V147H156ZM175 148V147H174ZM204 148H207V145H205V147ZM203 148V149H204ZM213 148V147H212ZM218 148V147H217ZM221 148V149H222ZM260 148V147H259ZM51 149V148H50ZM52 149H53V146H52ZM51 149V150H52ZM62 149V150H61ZM86 149V148H85ZM88 149H90V148H88ZM98 151H95V152H93V153H89V155H91L90 157H91V160H93L94 162H96L97 164H100V162H102L103 161V159H102V161L100 160L99 161V156L98 155H100V157L102 158V154H100V149H98V147L96 148ZM126 149V148H125ZM200 149V148H199ZM214 149V148H213ZM262 149H263V147H262ZM102 150V149H101ZM137 150V149H136ZM160 149H158L157 148V152L159 151ZM175 150V149H174ZM180 150V149H179ZM209 150V149H208ZM251 150V151H250ZM258 150V149H257ZM8 151V150H7ZM21 151V150H20ZM28 151V150H27ZM53 151V150H52ZM86 151V150H85ZM125 151V150H124ZM123 151V152H124ZM141 151V150H140ZM177 151V150H176ZM223 151H225V150H223ZM30 152V151H29ZM35 151H33V153H34ZM60 153H62L63 154V144H61V147H60V151H59ZM80 152V151H79ZM102 152V151H101ZM141 152H144L143 150L141 151ZM154 152V151H153ZM157 152H155V153H157ZM209 152V151H208ZM214 152V151H213ZM239 152V151H238ZM253 153H255L254 151H252ZM259 152V153H258ZM65 153V152H64ZM108 153V152H107ZM125 153V152H124ZM133 153V152H132ZM145 153H146V151H145ZM145 153H143V154H145ZM160 153V152H159ZM159 153H157V154H159ZM166 153H167V151H166ZM172 153V152H171ZM252 153V154H253ZM256 153H258L257 155H259L260 156V153H261V151L260 150H258V151H256ZM262 153H264V150L262 151ZM261 153V154H262ZM12 154V153H11ZM10 153H8V152H6V151H2V149H0V159H2L3 160V162H1L0 161V168L1 167H5V169L3 170V177H4V179H7V177L9 176V173L11 174V172H12V170H11V168L13 167V166H11V165H8L11 161H13V159H14V157H13V155H11ZM23 154V153H22ZM104 154V153H103ZM106 154V153H105ZM117 154V153H116ZM167 154H169L170 155V153H167ZM214 154V153H213ZM218 154H220V152L219 153H217V155ZM18 155H19V153H18ZM21 155V154H20ZM31 155V154H30ZM35 155V154H34ZM39 155V154H38ZM81 155H82V153H81ZM147 155V154H146ZM164 155H165V153H164ZM180 155V154H179ZM202 155V154H201ZM204 155V154H203ZM202 155V156H203ZM209 155H211V152H209ZM217 155H215V156H213L212 158L211 157H204V159L202 160V161H200V163H199V165H200V170L202 171L198 176L199 177H201V179L203 178H205V177H207V179H206V182H207V180H209V179H213V177H210V175L211 176H213V171H214V169L215 168H218L219 166H218V162H220V159L219 158H217L218 156ZM256 155V156H257ZM63 156V155H62ZM71 156V155H70ZM139 156V155H138ZM161 156V155H160ZM174 156H177V155H174ZM200 156V155H199ZM206 156V155H205ZM224 156H225V154H224ZM227 156V155H226ZM229 156V155H228ZM236 156V155H235ZM30 157V156H29ZM41 157V156H40ZM132 157V156H131ZM147 157V156H146ZM148 157H150V156H148ZM151 157H152V155H151ZM155 157V156H154ZM222 157V156H221ZM220 157V158H221ZM232 157V156H231ZM255 157V156H254ZM261 157V156H260ZM25 158V157H24ZM28 158V157H27ZM121 158V157H120ZM122 158H124L123 156H122ZM157 158H159V157H157ZM165 158V157H164ZM174 158V157H173ZM199 158V157H198ZM225 157H223V159H224ZM229 158V157H228ZM228 158H227V160H228ZM259 158V157H258ZM20 159V158H19ZM59 159V158H58ZM66 159V158H65ZM70 159V158H69ZM134 159V158H133ZM154 159H156V158H154ZM168 159H170L169 157H168ZM172 159V158H171ZM171 159H170V161H171ZM176 159V158H175ZM237 159H238V157H237ZM61 160V159H60ZM106 160V159H105ZM109 160V159H108ZM137 160V159H136ZM150 160V159H149ZM153 160V159H152ZM232 160H233V158H232ZM19 161V160H18ZM18 161H16L18 164L17 165H14V166H17V168L19 169V167H18V165H19V163L20 162H18ZM89 161V160H88ZM107 161V160H106ZM113 161V160H112ZM134 161V160H133ZM175 161V160H174ZM197 161H198V159H197ZM236 161V160H235ZM56 162V161H55ZM110 162V161H109ZM231 162V161H230ZM234 162V161H233ZM5 163H6V165H5ZM13 163V162H12ZM107 163V162H106ZM105 163V164H106ZM151 163H153V162H151ZM155 163H159V161H155ZM162 163V162H161ZM223 163H225V162H223ZM222 163V164H223ZM237 163V162H236ZM235 163V164H236ZM23 164V163H22ZM25 164V163H24ZM42 164V163H41ZM57 164V163H56ZM101 164H103V163H101ZM109 164H111V163H109ZM134 164V163H133ZM138 164V163H137ZM141 164V163H140ZM163 164V163H162ZM250 164V163H249ZM37 165V164H36ZM112 165V164H111ZM110 165V166H111ZM125 165V164H124ZM157 165V164H156ZM170 165V164H169ZM20 166V165H19ZM28 166H30V165H28ZM39 166V167H38ZM37 166V168L35 167V168H31L30 169V173L28 172V170L26 171V172H23L22 173V171L20 170V171H18V175H16L17 177H19V179H20V181H12L11 183H10V185H13L12 187L14 188V189H16V191H18L19 192V194H25L26 193V195H27V197H28V193H27V187H31L33 190H36L37 192H42L43 190V188H42V183H41V179H42V177L41 176H43V175H40L39 174V172H40V165H38ZM42 166V165H41ZM103 166V165H102ZM127 166V165H126ZM126 166H124L125 168H126ZM129 166H131V165H129ZM150 166V165H149ZM148 165H147V167H149ZM158 166V165H157ZM160 167H159V171L157 172V174L155 173V176L156 175H158L159 177L158 178H161L162 180H165L167 177H169L167 174H169V173H165L167 170L165 169V168H163V167H161V165H159ZM171 166V165H170ZM22 167V166H21ZM69 167V166H68ZM72 167V166H71ZM105 167V166H104ZM123 167V168H124ZM132 167H134V169H135V171L137 172L138 171V168H137V166L136 165H132ZM142 167V166H141ZM146 167V166H145ZM150 167H154V165L153 166H150ZM164 167H166V166H164ZM183 167V166H182ZM221 167V166H220ZM227 167V166H226ZM231 167V166H230ZM15 168V167H14ZM121 168V167H120ZM139 168H140V166H139ZM167 168V167H166ZM178 168V167H177ZM176 168V169H177ZM222 168H223V166H222ZM249 168V167H248ZM257 168V167H256ZM263 168V170H260V169H262ZM21 169V168H20ZM29 169V168H28ZM70 169V168H69ZM73 169V168H72ZM76 169V168H75ZM109 169H110V167H109ZM157 169V168H156ZM173 169V168H172ZM184 169V168H183ZM220 169V168H219ZM224 169H225V167H224ZM41 170H42V168H41ZM47 170V169H46ZM68 170V169H67ZM77 170V169H76ZM101 170V169H100ZM129 170V169H128ZM140 170H141V168H140ZM142 170H143V168H142ZM146 170V169H145ZM148 170H149V168H148ZM222 170V169H221ZM107 171V170H106ZM112 171H114V170H112ZM185 171V170H184ZM226 171V170H225ZM228 171L229 172H231V168H230V170L228 169ZM0 172H1V170H0ZM14 172V171H13ZM67 172V171H66ZM70 172V177H72V178H76V180L77 181H82V178L77 174V172H75V171H69ZM111 172V171H110ZM173 172V171H172ZM176 172V171H175ZM174 172V173H175ZM182 173H183V171H181ZM195 172H197V171H195ZM236 172V171H235ZM2 173V172H1ZM100 173V172H99ZM102 173V172H101ZM109 173V172H108ZM143 173V172H142ZM179 173V172H178ZM224 173V172H223ZM222 173V174H223ZM81 174V173H80ZM107 174V173H106ZM114 174V173H113ZM130 174L132 175V173L130 172ZM145 174H146V172H145ZM186 174V173H185ZM189 174V173H188ZM217 174V173H216ZM219 174V173H218ZM225 174V173H224ZM229 174V173H228ZM231 174V173H230ZM108 175V174H107ZM116 175H117V173H116ZM115 175V176H116ZM148 176H149V173L147 174ZM174 176H175V174H173ZM192 175V174H191ZM248 175V174H247ZM83 176V175H82ZM112 176V175H111ZM130 176V175H129ZM134 176V175H133ZM135 176H137V175H135ZM142 176V175H141ZM147 176V177H148ZM151 176V175H150ZM182 176H184V174L182 175ZM225 176V175H224ZM228 176V175H227ZM227 176H225L226 178H227ZM86 177V176H85ZM103 177V176H102ZM101 177V178H102ZM114 177V176H113ZM112 177V178H113ZM176 177V176H175ZM186 178H190V177H188V176H185ZM216 177V176H215ZM233 177V176H232ZM259 177H262V179L264 180V160H262V163L260 164V166H259V169H258V173H257V177H256V179L258 180L259 179ZM109 178V185H110V183L112 182V178L110 179V177H108ZM136 178V177H135ZM151 178V177H150ZM149 178V179H150ZM156 177H154V179H155ZM170 178V177H169ZM173 178V177H172ZM178 178V177H177ZM194 178V177H193ZM217 178V177H216ZM215 178V179H216ZM220 178V177H219ZM229 178V177H228ZM0 179H1V177H0ZM3 179V178H2ZM1 179V180H2ZM105 179V178H104ZM115 179V178H114ZM113 179V180H114ZM125 179V178H124ZM132 179V178H131ZM179 179H181L180 177H179ZM183 179V178H182ZM221 179V178H220ZM223 179H225V178H223ZM230 179H232L231 177H230ZM248 179V178H247ZM255 179V178H254ZM8 180H10V179H8ZM48 180V179H47ZM86 180V179H85ZM108 180V179H107ZM117 180V179H116ZM139 180V179H138ZM144 180H145V178H144ZM151 180H153V179H151ZM156 180H158V179H156ZM156 180H154V181H156ZM205 180V179H204ZM105 181V180H104ZM122 181V180H121ZM129 181V180H128ZM172 181V180H171ZM183 181V180H182ZM221 181H222V179H221ZM250 181V180H249ZM254 181V180H253ZM4 182V181H3ZM16 182V183H15ZM50 182V181H49ZM83 182V181H82ZM113 182H116V181H113ZM145 182V181H144ZM153 182V181H152ZM162 182V181H161ZM160 182V183H161ZM173 182V181H172ZM172 182H169L170 184L172 183ZM200 181H198V183H199ZM209 182H211V181H208V183ZM212 182H214V179H213V181ZM211 182V183H212ZM216 182H217V180H216ZM256 182V181H255ZM28 183H29V186H28ZM47 183V182H46ZM117 183H118V181H117ZM137 183V182H136ZM143 183V182H142ZM160 183H158V184H160ZM164 184H165V181L163 182ZM166 183H168L167 181H166ZM185 183V182H184ZM205 183V182H204ZM208 183H206L207 184V186H208ZM231 183V182H230ZM263 183V182H262ZM1 184V183H0ZM79 184V183H78ZM138 184V183H137ZM183 184V183H182ZM261 184V183H260ZM82 185V184H81ZM104 185V184H103ZM121 185V184H120ZM127 185H129V184H127ZM140 185V184H139ZM143 185H145L144 183H143ZM148 185V184H147ZM163 185V184H162ZM172 185V184H171ZM175 185V184H174ZM181 185V184H180ZM7 186V185H6ZM55 186V185H54ZM72 186V185H71ZM70 186V187H71ZM79 186V185H78ZM119 186V185H118ZM124 186V185H123ZM168 186V185H167ZM173 186V185H172ZM176 186V185H175ZM186 186V185H185ZM209 186H211V185H209ZM208 186V187H209ZM223 186V185H222ZM29 187V188H30ZM48 187V186H47ZM60 187V186H59ZM58 187V188H59ZM77 187V186H76ZM110 187V186H109ZM120 187V186H119ZM125 187V186H124ZM132 187V186H131ZM148 188L150 187L151 188V186L149 185V186H147ZM160 187V186H159ZM165 187V186H164ZM192 187V186H191ZM216 187V186H215ZM263 187H264V185H263ZM2 187L0 186V189H1ZM42 188V189H41ZM55 188V187H54ZM80 188H82L81 186H80ZM112 188V187H111ZM121 188V187H120ZM126 188V187H125ZM124 188V189H125ZM137 188V187H136ZM144 188V187H143ZM142 188V189H143ZM180 188H182V187H180ZM189 188V187H188ZM197 188V187H196ZM202 188V187H201ZM207 188V187H206ZM223 188H224V186H223ZM46 189V188H45ZM108 189H110V188H108ZM127 189V188H126ZM125 189V190H126ZM145 189V188H144ZM159 189V188H158ZM165 189H166V187H165ZM169 189V188H168ZM175 189H176V187H175ZM213 189V188H212ZM219 189V188H218ZM222 189V188H221ZM227 189V188H226ZM229 189V188H228ZM4 190V189H3ZM11 190V189H10ZM49 190V189H48ZM54 190V189H53ZM56 190V189H55ZM103 190V189H102ZM111 190V189H110ZM132 190V189H131ZM130 190V191H131ZM146 190L147 191H145L146 193H149L150 192V190L149 189H147L146 188ZM154 190V189H153ZM157 190V189H156ZM156 190H154V192L156 191ZM163 190V189H162ZM161 190V191H162ZM179 190V189H178ZM192 190V189H191ZM200 190V189H199ZM211 190V189H210ZM231 190H233V189H231ZM263 190H264V188H263ZM1 191H2V189H1ZM5 191V190H4ZM46 191V190H45ZM60 191H62V190H60ZM79 191V190H78ZM116 191V190H115ZM122 191H124V190H121L120 192H122ZM128 191H129V189H128ZM171 191V190H170ZM180 191H182V189L180 190ZM189 191H190V189H189ZM193 191V190H192ZM218 191V190H217ZM219 191H220V189H219ZM225 191V190H224ZM227 191H229V190H227ZM6 192V191H5ZM9 192V191H8ZM13 192V191H12ZM35 192V191H34ZM56 192H58V191H56ZM65 192V191H64ZM80 192V191H79ZM109 192V191H108ZM107 192V193H108ZM118 192H119V190H118ZM157 192V191H156ZM155 192V193H156ZM166 192V194H167V190L165 191ZM186 192V191H185ZM195 192V191H194ZM193 192V193H194ZM221 192V191H220ZM230 192V191H229ZM243 192V191H242ZM249 192H251V191H249ZM263 192V191H262ZM48 193V192H47ZM46 193V194H47ZM50 193H51V191H50ZM60 193V192H59ZM82 193V192H81ZM129 193V192H128ZM134 193H136V192H134ZM143 193H144V191H143ZM152 193V192H151ZM159 193V192H158ZM178 193H179V191H178ZM182 193V192H181ZM188 193V192H187ZM239 193V192H238ZM252 193V192H251ZM251 193H249V194H251ZM10 194V193H9ZM37 194V193H36ZM44 194V193H43ZM62 194V193H61ZM84 194H86V193H84ZM104 194V193H103ZM110 194H114V193H109V195ZM133 194V193H132ZM162 194H163V192H162ZM161 194V196H162V198H163V195ZM197 194V193H196ZM204 194H206V192L204 193ZM211 194V193H210ZM218 194V193H217ZM246 194V193H245ZM253 194V193H252ZM2 195H3V193H2ZM6 195V194H5ZM38 195H39V193H38ZM62 195H64V194H62ZM76 194L74 193V196H75ZM80 195V194H79ZM102 195V194H101ZM115 195V194H114ZM117 196H119L118 194H116ZM134 195V194H133ZM138 195V194H137ZM157 195V194H156ZM173 195V194H172ZM184 195V194H183ZM195 195V194H194ZM212 195V194H211ZM225 195V194H224ZM223 195V196H224ZM232 196H233V194H231ZM239 195V194H238ZM40 196H41V194H40ZM45 196H47V195H45ZM57 196H58V194H57ZM83 196V195H82ZM81 196V197H82ZM106 196V195H105ZM122 196V195H121ZM125 196H128V195H125ZM144 196H146V194L144 195ZM144 196H142V197H144ZM149 196V195H148ZM158 196V195H157ZM160 196V195H159ZM215 196L216 195H214L213 197H214V199H215ZM222 196V197H223ZM235 196V195H234ZM263 196V195H262ZM262 196H257L256 198L257 199H255L254 201L256 202V204H255V206H257V211H256V213H257V215H255V216H253V215H251L249 212H251V211H249L250 210V208H249V212L243 207V205H237V210H238V213L237 214H235L236 216L234 217V218H232L231 217V219H232V221H231V223H232V229H235V230H237L238 231V234L242 237V239L241 240H243V241H241V242H244V244H246V245H251L252 244V242H251V240H254V239H252L254 236H259V239H262L263 241H264V197H262ZM6 197V196H5ZM22 197V196H21ZM34 197V196H33ZM49 197V196H48ZM60 197V196H59ZM85 197H86V195H85ZM110 197H111V195H110ZM122 197H124V195L122 196ZM121 197V198H122ZM138 197V196H137ZM141 197V198H142ZM152 197V196H151ZM150 197V198H151ZM178 197H179V195H178ZM210 197V196H209ZM212 197V196H211ZM236 197L237 196H235V201H236ZM239 197V196H238ZM248 197V196H247ZM246 197V198H247ZM251 197V196H250ZM3 198V197H2ZM7 198H10V197H7ZM30 198V197H29ZM37 198V197H36ZM54 198V197H53ZM56 198V197H55ZM58 198V197H57ZM56 198V199H57ZM63 198V197H62ZM61 197H60V199H62ZM74 198V197H73ZM90 198H91V196H90ZM89 198V199H90ZM103 198H104V196H103ZM109 198V197H108ZM115 198H116V196H115ZM119 198V197H118ZM133 198H135V197H133ZM139 198V197H138ZM165 198V197H164ZM187 198V197H186ZM217 198V197H216ZM219 198V197H218ZM232 198H234V197H231V199ZM241 198H243V196H241ZM241 198H240V200H241ZM39 199V198H38ZM44 199V198H43ZM52 199V198H51ZM79 199V198H78ZM82 199V198H81ZM84 199V198H83ZM105 199H107V198H105ZM111 199H113V198H111ZM125 199V198H124ZM137 199V198H136ZM158 199H160V198H158ZM178 199H180V198H177V200ZM184 199V198H183ZM191 199V198H190ZM213 199V198H212ZM212 199H210V200H212ZM222 199V198H221ZM230 199V200H231ZM19 200V199H18ZM26 200V199H25ZM34 200V199H33ZM41 200H42V197H41ZM48 200V199H47ZM70 200V199H69ZM75 200V199H74ZM73 200V201H74ZM95 200V199H94ZM97 200V199H96ZM118 200V199H117ZM130 200H131V197H129L128 199H127V201H128V203H130ZM161 200V199H160ZM165 200H166V198H165ZM165 200H164V202H165ZM169 200V199H168ZM168 200H167V202H168ZM172 200H176V198H175V196H173V198H172ZM171 200V201H172ZM185 200V199H184ZM187 200V199H186ZM234 200V199H233ZM232 200V201H233ZM10 201V200H9ZM11 201H13V200H11ZM15 201V200H14ZM27 201V200H26ZM37 201V200H36ZM39 201H40V199H39ZM67 201V200H66ZM79 201V200H78ZM77 201V202H78ZM85 201V200H84ZM83 201V202H84ZM98 201V200H97ZM116 201V200H115ZM119 201H121V200H119ZM137 201H138V203H139V201H141V200H138L137 199ZM148 201V200H147ZM152 201V200H151ZM201 201V200H200ZM209 201V200H208ZM218 201V200H217ZM216 201V202H217ZM221 201V200H220ZM223 201V200H222ZM237 201H238V199H237ZM236 201V202H237ZM250 201H252V200H250ZM250 201H249V203H250ZM5 202V201H4ZM3 202V203H4ZM20 202V201H19ZM22 202V201H21ZM44 202H47V201H45L44 200ZM49 202V201H48ZM51 202V201H50ZM62 202H63V200H62ZM86 202V201H85ZM132 202V201H131ZM136 202V201H135ZM134 202V203H135ZM142 202H143V199H142ZM154 202V201H153ZM152 202V203H153ZM157 202V201H156ZM172 202H174V201H172ZM185 202V201H184ZM215 202V203H216ZM231 202V201H230ZM241 202V201H240ZM243 202V201H242ZM241 202V204H245V203H242ZM246 202V201H245ZM10 203V202H9ZM18 203V202H17ZM26 203H28V202H26ZM42 203V202H41ZM67 203V202H66ZM70 203V202H69ZM81 203V202H80ZM88 203V202H87ZM91 203V202H90ZM93 203H95V202H93ZM97 203V202H96ZM95 203V204H96ZM126 203V202H125ZM158 203V202H157ZM171 203V202H170ZM208 203H210V201L208 202ZM218 203V202H217ZM220 203V202H219ZM218 203V204H219ZM225 203H227V202H225ZM248 203V202H247ZM14 204V203H13ZM15 204H16V202H15ZM23 204H24V202H23ZM30 204V203H29ZM34 204H36V203H34ZM50 204V203H49ZM57 204V203H56ZM120 204V203H119ZM139 204H141V203H139ZM143 204V203H142ZM145 204V203H144ZM159 204H161V203H159ZM164 204V203H163ZM211 204H212V202H211ZM228 204V203H227ZM227 204H225L224 205V203H223V205L221 206V207H219V209H221V217L220 218H225V216H227V218L226 219H228V215L230 214V209H233L234 208V201H233V205L231 204V205H227ZM254 204V203H253ZM37 205V204H36ZM35 205V206H36ZM55 205V204H54ZM54 205H53V207H54ZM62 205V204H61ZM67 205V204H66ZM65 205V206H66ZM70 205V204H69ZM75 205V204H74ZM81 205V204H80ZM79 205V206H80ZM83 205V204H82ZM98 205H99V203H98ZM97 205V206H98ZM107 205V204H106ZM111 205V204H110ZM116 205V204H115ZM122 205V204H121ZM120 205V206H121ZM138 205V204H137ZM136 205V206H137ZM153 205V204H152ZM162 205V204H161ZM171 205V204H170ZM200 205H202V206H207L206 205V203H202V204H200ZM217 205V204H216ZM215 205V206H216ZM250 205V204H249ZM18 206V205H17ZM25 206V205H24ZM29 206H31V205H29ZM77 206V205H76ZM92 206V205H91ZM95 206V205H94ZM124 206V205H123ZM130 205H127L125 208H126V211H127V213H128V216L130 215V213H129V210H130V208L131 207H129ZM133 206H134V204H133ZM132 206V207H133ZM135 206V207H136ZM151 206V205H150ZM163 206V205H162ZM174 206V205H173ZM214 206V204H212V207ZM214 206V207H215ZM251 206V205H250ZM253 206V205H252ZM0 207H2V206H0ZM21 207V206H20ZM52 207V208H53ZM69 207V206H68ZM78 207V206H77ZM77 207H75V208H77ZM84 207V206H83ZM100 207V206H99ZM113 207H114V204H113ZM122 207V206H121ZM145 207H146V205H145ZM149 207V206H148ZM155 207V206H154ZM158 207V206H157ZM160 207V206H159ZM175 207H177V206H175ZM218 207V206H217ZM227 207V208H226ZM249 207V206H248ZM6 208H9V207H6ZM32 208V207H31ZM35 208V207H34ZM49 208V207H48ZM95 208V207H94ZM93 208V209H94ZM111 208V207H110ZM115 208V207H114ZM134 208V207H133ZM216 208V207H215ZM247 208V207H246ZM3 209V208H2ZM30 209V208H29ZM40 209V208H39ZM46 209V208H45ZM53 209H55V207L53 208ZM73 209V208H72ZM86 209V208H85ZM112 209V208H111ZM119 209V208H118ZM135 209V208H134ZM140 209V208H139ZM156 209V208H155ZM171 209V208H170ZM211 209H213V208H211ZM218 209V208H217ZM216 209V210H217ZM5 210V209H4ZM10 210V209H9ZM31 210V209H30ZM34 210V209H33ZM40 210H42V209H40ZM39 210V211H40ZM50 210V209H49ZM55 210H57V209H55ZM63 210V209H62ZM95 210V209H94ZM115 210V209H114ZM137 210V209H136ZM146 210H148V209H146ZM159 210V209H158ZM162 210V209H161ZM176 210H177V208H176ZM199 210V209H198ZM205 210V209H204ZM216 210H214V211H216ZM234 210V209H233ZM36 211V210H35ZM35 211H33V212H35ZM53 211V210H52ZM66 211V210H65ZM75 211V210H74ZM79 211V210H78ZM111 211V210H110ZM122 211V210H121ZM125 211V212H126ZM131 211V210H130ZM143 211V210H142ZM167 211V210H166ZM183 211V210H182ZM189 211V210H188ZM187 211V212H188ZM202 211V210H201ZM210 211H212V210H210ZM232 211V210H231ZM252 211H254V210H252ZM12 212V211H11ZM15 212V211H14ZM21 212V211H20ZM30 212V211H29ZM45 212H47V211H45ZM63 212V211H62ZM93 212V211H92ZM113 212V211H112ZM148 212V211H147ZM161 212V211H160ZM159 212V213H160ZM163 212V211H162ZM179 212V211H178ZM181 212V211H180ZM179 212V213H180ZM190 212V211H189ZM200 212V211H199ZM205 212H206V210H205ZM237 212V211H236ZM17 213H18V210H17ZM31 213V212H30ZM36 213V212H35ZM71 213V212H70ZM96 213V212H95ZM101 213V212H100ZM116 213V212H115ZM150 213V212H149ZM152 213V212H151ZM156 213H158L157 211H156ZM155 213V214H156ZM177 213V212H176ZM207 213V212H206ZM211 213H213V212H211ZM210 213V214H211ZM232 213V212H231ZM253 213V212H252ZM10 214V213H9ZM14 214V213H13ZM24 214H26V213H24ZM28 214V213H27ZM56 214V213H55ZM68 214V213H67ZM72 214V213H71ZM80 214V213H79ZM78 214V215H79ZM89 214V213H88ZM112 214V213H111ZM114 214V213H113ZM120 214V213H119ZM137 214V213H136ZM141 214V213H140ZM161 214V213H160ZM170 214V213H169ZM189 214V213H188ZM35 215V214H34ZM37 215V214H36ZM49 215V214H48ZM52 215V214H51ZM82 215V214H81ZM98 215V214H97ZM101 215V214H100ZM122 215V214H121ZM120 215V216H121ZM126 215V214H125ZM125 215H123V216H125ZM162 215V214H161ZM164 215H166V214H164ZM186 215V214H185ZM214 215H215V213H214ZM230 215H232V214H230ZM233 215H234V211H233ZM18 216V215H17ZM27 216V215H26ZM56 216H57V214H56ZM73 216V215H72ZM76 216V215H75ZM86 216H88L87 214H86ZM102 216V215H101ZM131 216V215H130ZM133 216V215H132ZM138 216H139V213H138ZM142 216H144L143 214H142ZM167 216V215H166ZM178 216V215H177ZM182 216V215H181ZM7 217V216H6ZM25 217V216H24ZM34 216H32V218H33ZM38 217V216H37ZM64 217V216H63ZM83 217V216H82ZM90 217V216H89ZM88 217V218H89ZM99 217V216H98ZM111 217H112V215H111ZM115 217H116V215H115ZM139 217H141V216H139ZM154 217V216H153ZM157 217V216H156ZM159 217V216H158ZM184 217V216H183ZM186 217V216H185ZM2 218V217H1ZM10 218V217H9ZM12 218V217H11ZM26 218V217H25ZM92 218H93V216H92ZM103 218V217H102ZM131 218V217H130ZM130 218H125V224L126 223H128L129 222V219ZM134 218V217H133ZM135 218H136V216H135ZM134 218V219H135ZM138 218V217H137ZM144 218V217H143ZM151 218V217H150ZM7 219V218H6ZM35 219V218H34ZM34 219H33V221H34ZM38 219V218H37ZM44 219V218H43ZM50 219V218H49ZM77 219H78V217H77ZM82 219V218H81ZM85 219H87V218H85ZM96 219V218H95ZM114 219V218H113ZM116 219V218H115ZM114 219V220H115ZM120 219V218H119ZM123 219V218H122ZM134 219L132 220V221H134ZM142 219V218H141ZM149 219V218H148ZM172 219V218H171ZM1 220V219H0ZM11 220V219H10ZM12 220H14V218L12 219ZM21 220V219H20ZM39 220V219H38ZM70 220V219H69ZM76 220V219H75ZM84 220V219H83ZM90 220V219H89ZM105 220H107V219H105ZM138 220V219H137ZM181 220L183 221V219L181 218ZM222 220H225V219H222ZM4 221V220H3ZM18 221V220H17ZM23 221V220H22ZM41 221H42V219H41ZM61 221V220H60ZM80 221V220H79ZM92 221V220H91ZM94 221V220H93ZM98 221V220H97ZM102 221V220H101ZM121 221V220H120ZM119 221V222H120ZM150 221H151V219H150ZM153 221V220H152ZM160 221V220H159ZM162 221V220H161ZM221 221V220H220ZM8 222H10V221H8ZM35 222V221H34ZM54 222V221H53ZM55 222H56V220H55ZM62 222V221H61ZM66 222V221H65ZM90 222V221H89ZM89 222H87V223H89ZM117 222V221H116ZM124 222V221H123ZM138 222H140V221H138ZM2 223V222H1ZM33 223V222H32ZM64 223V222H63ZM71 223H72V220H71ZM74 223V222H73ZM91 223V222H90ZM89 223V224H90ZM95 223V222H94ZM98 223H99V221H98ZM130 223H132V222H130ZM160 223V222H159ZM216 223V222H215ZM222 223V222H221ZM45 224V223H44ZM81 224V223H80ZM92 224V223H91ZM101 224V223H100ZM113 224V223H112ZM120 224H121V222H120ZM119 224V225H120ZM124 223H123V227H124V225H125ZM142 224V223H141ZM192 225H193V223H191ZM257 224H259L258 226H257ZM5 225V224H4ZM24 225V224H23ZM32 225V224H31ZM37 225V224H36ZM40 225V224H39ZM49 225V224H48ZM84 225V224H83ZM105 225V224H104ZM119 225H118V227H119ZM220 225V224H219ZM219 225H217V226H219ZM12 226V225H11ZM22 226V225H21ZM29 226V225H28ZM34 226V225H33ZM45 226H46V224H45ZM61 226V225H60ZM110 226V225H109ZM154 226V225H153ZM191 226V225H190ZM194 226V225H193ZM216 226V228H220V227H223V225H220L219 227H217ZM260 226V227H259ZM24 227V226H23ZM30 227H32V226H30ZM51 227V226H50ZM100 227V226H99ZM115 227V226H114ZM132 226H130V228H131ZM139 227V226H138ZM227 227V226H226ZM226 227H224L223 229H225ZM263 229H262V228ZM6 227H4V229H5ZM13 228H14V226H13ZM28 228V227H27ZM26 228V229H27ZM34 228V227H33ZM90 228V227H89ZM94 228V227H93ZM107 228V227H106ZM109 228V227H108ZM108 228H107V230L106 231H109L108 230ZM122 228V227H121ZM127 228V227H126ZM135 228V227H134ZM144 228V227H143ZM156 228V227H155ZM170 228V227H169ZM7 229V228H6ZM12 229V228H11ZM23 229V228H22ZM74 229H76V228H74ZM101 229V228H100ZM111 229H113V228H111ZM138 229V228H137ZM141 229V228H140ZM149 229V228H148ZM228 231H229V229H230V227L228 226V228H226ZM13 230V229H12ZM19 231H21L20 229H18ZM24 230V229H23ZM29 230V229H28ZM28 230H26V231H28ZM38 229H35V231L34 232H36ZM46 230H48V229H46ZM56 230V229H55ZM54 230V231H55ZM62 230V229H61ZM68 230V229H67ZM92 230H94V229H92ZM102 230V229H101ZM115 230V229H114ZM130 230V229H129ZM136 230V229H135ZM154 230V229H153ZM5 232H7V230H4ZM30 231V230H29ZM41 231V230H40ZM52 231V230H51ZM82 231V230H81ZM97 231V230H96ZM104 231V230H103ZM155 231V230H154ZM2 232V231H1ZM0 232V238H1V233ZM4 232V233H5ZM24 232V231H23ZM32 232V231H31ZM73 232H74V230H73ZM102 232V231H101ZM138 232V231H137ZM227 232V231H226ZM225 232V233H226ZM25 233V232H24ZM23 233V234H24ZM53 235H54V233L53 232H51ZM65 233V232H64ZM69 233V232H68ZM72 233V232H71ZM76 233H78V232H76ZM75 233V234H76ZM83 233V232H82ZM86 233V232H85ZM85 233H83V234H85ZM108 233V232H107ZM111 233H113V232H111ZM110 233V234H111ZM131 233H133V232H131ZM144 233V232H143ZM142 233V234H143ZM153 233H155V232H153ZM176 233V232H175ZM197 233V232H196ZM195 233V234H196ZM9 234V233H8ZM36 234V233H35ZM40 234H42V233H40ZM46 234H47V232H46ZM50 234V233H49ZM48 234V235H49ZM83 234H81V235H83ZM106 234V233H105ZM157 234V233H156ZM205 234V233H204ZM231 233L229 232V235H230ZM4 235V234H3ZM25 235L26 234H24L23 236L25 237ZM44 235V234H43ZM70 235H72V234H70ZM95 236H96V234H94ZM98 235V234H97ZM101 235H103L102 233H101ZM115 235V234H114ZM120 235V234H119ZM125 235H126V233H125ZM127 235L128 236H130V231H128V233H127ZM138 235V234H137ZM175 235H177V234H175ZM228 235V236H229ZM234 235V234H233ZM46 236V235H45ZM51 236V235H50ZM59 236V235H58ZM100 236V235H99ZM140 236H143V235H139V237L137 238V239H139V238H141ZM147 236V235H146ZM150 236H153V235H150ZM181 236H183V235H181ZM208 235L206 234V237H207ZM210 236V235H209ZM10 237V236H9ZM18 237V236H17ZM34 237V236H33ZM42 237H44V236H42ZM48 237V236H47ZM57 237V236H56ZM108 237V236H107ZM111 237V236H110ZM110 237H109V239H110ZM135 237V236H134ZM145 237V236H144ZM195 237V236H194ZM193 237V238H194ZM197 237V236H196ZM240 237V238H241ZM11 238V237H10ZM23 238V237H22ZM58 238H60V237H58ZM57 238V239H58ZM92 238V237H91ZM101 238V237H100ZM114 238V237H113ZM118 238V237H117ZM121 238V237H120ZM125 238V237H124ZM123 238V239H124ZM136 238V237H135ZM174 238V237H173ZM179 239L181 238V237H178ZM186 238V237H185ZM192 238V239H193ZM201 238H203V237H201ZM235 238H236V236H235ZM4 239V238H3ZM24 239V238H23ZM25 239H26V237H25ZM41 239V238H40ZM43 239V238H42ZM64 239V238H63ZM68 239V238H67ZM137 239H135V241L137 240ZM143 239V238H142ZM146 239V238H145ZM150 239V238H149ZM196 239V238H195ZM206 239V238H205ZM256 239V238H255ZM2 239H0V241H1ZM4 240H6V239H4ZM4 240H2V241H4ZM9 240V239H8ZM49 240V239H48ZM52 240V239H51ZM61 240V239H60ZM69 240V239H68ZM67 240V241H68ZM71 240V239H70ZM126 240H127V238H126ZM130 240H132V239H130ZM144 240V239H143ZM153 240H156L155 238L153 239ZM159 240V239H158ZM174 240V239H173ZM172 240V241H173ZM26 241V240H25ZM62 241V240H61ZM102 241V240H101ZM106 241V240H105ZM114 241V240H113ZM134 241V240H133ZM132 241V242H133ZM138 241V240H137ZM142 241V240H141ZM5 242V241H4ZM4 242H2L3 243V246L1 247L0 246V250H5V247L8 245V244H6L7 243V241H6V243L4 244ZM16 242V241H15ZM14 242V243H15ZM44 242V241H43ZM50 242V241H49ZM92 242V241H91ZM96 242V241H95ZM147 242V241H146ZM150 242V241H149ZM148 242V243H149ZM151 242H152V240H151ZM150 242V243H151ZM154 242V241H153ZM158 242V241H157ZM179 242V241H178ZM181 242V241H180ZM183 242V241H182ZM185 242V241H184ZM183 242V243H184ZM188 242V241H187ZM187 242H185V243H187ZM240 242V243H241ZM18 243V242H17ZM22 243H23V241H22ZM63 243V242H62ZM62 243H61V245H62ZM94 243V242H93ZM111 243V244H110ZM109 244H110V246L108 245V247H110V258L112 259V262H113V264H120V261L119 260H115L114 258H116L115 257V252H114V250H115V246H114V243H116V242H110ZM134 243V245H135V242H133ZM144 243V242H143ZM142 243V244H143ZM148 243H146V244H148ZM149 243V244H150ZM170 243H171V240H170ZM190 243V242H189ZM255 243V242H254ZM261 243V242H260ZM11 244V243H10ZM16 244V243H15ZM19 244V243H18ZM46 244V243H45ZM88 244V243H87ZM95 244V243H94ZM129 244V243H128ZM127 244V245H128ZM155 244V243H154ZM158 244V243H157ZM180 244H182V243H180ZM221 244V243H220ZM13 245V244H12ZM12 245H9V247L11 248L12 247ZM29 245V244H28ZM47 245V244H46ZM52 245V244H51ZM54 245V244H53ZM64 245H67L66 243L64 244ZM71 245H73V244H70V246L69 247H71ZM75 245V244H74ZM116 245H118V243H116ZM126 245V246H127ZM139 245V244H138ZM141 245V244H140ZM156 245V244H155ZM187 245V244H186ZM192 245V244H191ZM190 245V246H191ZM263 245H264V243H263ZM17 246V245H16ZM68 246H67V248H68ZM79 246V245H78ZM130 246V245H129ZM133 246V245H132ZM149 246H152L153 247V245H149ZM178 246H180V245H178ZM189 246V245H188ZM188 246H186V247H188ZM259 246V245H258ZM19 247H20V245H19ZM31 247V246H30ZM51 247V246H50ZM53 247V246H52ZM51 247V248H52ZM98 247V245L96 246L95 245V248H97ZM104 247V246H103ZM108 247H107V249H108ZM141 247V246H140ZM139 247V248H140ZM246 247V246H245ZM248 247V246H247ZM9 248V249H10ZM14 248V247H13ZM22 248V247H21ZM27 248V247H26ZM47 248V247H46ZM60 248H62V247H60ZM121 248V247H120ZM123 248V247H122ZM139 248H137L138 250H139ZM142 248V247H141ZM147 248H148V246H147ZM151 248V247H150ZM178 248H180V247H178ZM181 248H182V246H181ZM190 248V247H189ZM214 248V247H213ZM216 248V247H215ZM12 249V248H11ZM10 249V252L12 253L13 252V250H11ZM37 249V248H36ZM72 249V248H71ZM74 249V248H73ZM86 249H87V247H86ZM134 249V248H133ZM254 249V248H253ZM256 249V248H255ZM28 250V249H27ZM34 250V249H33ZM46 250H49L48 248L46 249ZM59 251L61 250V249H58ZM63 250V249H62ZM75 250V249H74ZM119 250V249H118ZM141 250V249H140ZM149 250V249H148ZM158 250V249H157ZM172 250H173V248H172ZM177 250V249H176ZM184 250V249H183ZM249 250H251V249H249ZM31 251V250H30ZM29 251V252H30ZM57 251V250H56ZM68 251V250H67ZM86 251V250H85ZM96 251H98V249L96 250ZM100 251H102V250H100ZM109 251V250H108ZM182 251V250H181ZM187 251V250H186ZM213 251V250H212ZM219 251H220V249H219ZM4 252V251H3ZM20 252V251H19ZM23 252V251H22ZM21 252V253H22ZM35 252V251H34ZM42 252H44V251H42ZM91 252V251H90ZM120 251H117V253H119ZM132 251H131V249H130V252L129 253H131ZM134 252V251H133ZM132 252V253H133ZM141 251H139V253H140ZM144 252H146L145 250H144ZM157 252V251H156ZM203 252V251H202ZM1 253V252H0ZM14 253H16V252H14ZM20 253V254H21ZM32 253V252H31ZM53 253V255H54V253H55V251L54 252H52ZM65 253V252H64ZM67 253H69V252H67ZM74 253V252H73ZM76 253H78V252H76ZM84 253V252H83ZM83 253H81V255L83 254ZM95 253V252H94ZM101 253V252H100ZM154 253V252H153ZM212 253H214V252H212ZM216 253H217V251H216ZM250 253V252H249ZM18 254V253H17ZM33 254V253H32ZM34 254H36V253H34ZM44 254V253H43ZM46 254V253H45ZM44 254V255H45ZM75 254V253H74ZM109 254V253H108ZM141 254V253H140ZM147 254V253H146ZM145 254V255H146ZM150 254V253H149ZM148 254V255H149ZM154 254H156V253H154ZM159 254V253H158ZM27 255H28V253H27ZM59 255V254H58ZM89 255V254H88ZM121 255V254H120ZM136 255V254H135ZM138 255V254H137ZM136 255V256H137ZM143 255H144V253H143ZM151 255V254H150ZM167 255V254H166ZM176 255V254H175ZM230 255V254H229ZM251 255V254H250ZM253 255V254H252ZM0 256H1V254H0ZM26 256V255H25ZM77 256V255H76ZM92 256V255H91ZM126 256V255H125ZM135 256V257H136ZM139 256V255H138ZM165 256V255H164ZM163 256V257H164ZM170 256V255H169ZM217 257L219 256V254L218 255H216ZM247 256V255H246ZM40 257V256H39ZM58 257V256H57ZM80 257V256H79ZM78 257V258H79ZM82 257V256H81ZM98 257H99V255H98ZM102 257H103V255H102ZM106 257V256H105ZM105 257H103L102 259H103V261H104V258ZM128 257H130V256H128ZM141 256H139L138 258H140ZM148 257V256H147ZM154 257V256H153ZM186 257V256H185ZM6 258V257H5ZM7 258H8V253H7ZM18 258V257H17ZM45 258V257H44ZM43 258V259H44ZM76 258V257H75ZM75 258H74V260H75ZM97 258V257H96ZM110 258H108V259H110ZM126 258V257H125ZM131 258V257H130ZM145 258V257H144ZM151 258H152V256H151ZM184 258V257H183ZM219 258V257H218ZM220 258H222V257H220ZM230 258V257H229ZM229 258H227L228 259V262H229ZM261 259H263V257H260ZM1 259V258H0ZM37 259V258H36ZM47 259V258H46ZM45 259V260H46ZM134 259V258H133ZM141 259H143V257H141ZM147 259H150V258H147ZM154 259V258H153ZM172 259V258H171ZM179 259V258H178ZM233 259V258H232ZM245 259V258H244ZM4 259H2V261H3ZM8 260V259H7ZM10 260V259H9ZM22 260V259H21ZM38 260V259H37ZM37 260H35V261H37ZM72 260V259H71ZM139 260V259H138ZM175 260H176V258H175ZM180 260V259H179ZM230 260H231V258H230ZM235 260V259H234ZM5 261H6V259H5ZM4 261V262H5ZM13 262H16L15 261V258H14V260H12ZM31 261H33L32 259H31ZM30 261V262H31ZM77 261H79V260H77ZM76 261V262H77ZM128 261V259L126 260V262ZM129 261H132V260H129ZM128 261V262H129ZM143 261V260H142ZM146 261V260H145ZM174 261V260H173ZM200 261V260H199ZM220 261H222V260H220ZM240 261H241V259H240ZM257 261V260H256ZM262 260H258V263H260ZM8 262V261H7ZM12 262V263H13ZM34 262V261H33ZM40 262V261H39ZM49 262H50V260H48V264H49ZM108 262H110V261H108ZM152 262V261H151ZM154 262V261H153ZM175 262V261H174ZM215 262V261H214ZM226 262V261H225ZM225 262L223 263V264H225ZM237 262V261H236ZM12 263H10V262H8L7 264H12ZM19 263V262H18ZM79 263V262H78ZM77 263V264H78ZM134 263V262H133ZM136 263V262H135ZM140 263V262H139ZM142 263V262H141ZM147 263H150V262H147ZM171 263H172V261H171ZM220 263V262H219ZM218 263V264H219ZM248 263V262H247ZM254 263H256L255 261H254ZM6 264V263H5ZM15 264V263H14ZM24 264V263H23ZM74 264V263H73ZM125 264V263H124ZM127 264V263H126ZM169 264V263H168ZM177 264V263H176ZM210 264H211V262H210ZM215 264V263H214Z\"/></svg>",
  "mask_w": 264,
  "mask_h": 264
}]
</instances>
